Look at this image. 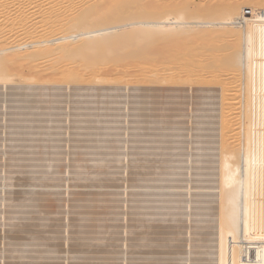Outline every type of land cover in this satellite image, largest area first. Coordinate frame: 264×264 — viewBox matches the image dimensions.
Returning a JSON list of instances; mask_svg holds the SVG:
<instances>
[{"label":"bare ground","instance_id":"1","mask_svg":"<svg viewBox=\"0 0 264 264\" xmlns=\"http://www.w3.org/2000/svg\"><path fill=\"white\" fill-rule=\"evenodd\" d=\"M202 1V0H201ZM207 1V0H206ZM245 1V0H244ZM178 0H0V84H3L4 86L7 85L8 83H11L10 85L12 86V84H14V82H21V83H25L27 85H25V87L27 86H31L34 84H38V85H43L44 84H52L54 85V88H58L61 87L62 85H72V84H88V85H112V87L114 85L115 88H118L117 85L125 86L128 87V89H131L132 86L131 82L129 83V80L125 78V76L129 75L131 77V79H136V80H142V81H149L150 84H153V86L156 87L158 86H164V88L166 87L167 89H170L171 94L172 92L178 89H184V88H189L192 89L194 91H198L195 95H198L200 88H197V85H202L204 84V81L207 80V78L209 77L208 73L215 71L216 69H218V71H220V73L218 72L217 75V71L215 72L216 75L213 77V79L209 78L207 81L208 84L213 83L214 85H217L218 89L213 90L215 92H218L217 90H219L220 92V101H213L216 105L218 104L219 107L217 110L218 111V116L220 117L219 120H216V118L218 117L216 114V118H213L218 122V125L215 126V130L219 132L220 135V141L218 139V144L215 146L211 145V147L213 146V148L216 149V155H218L217 157L219 158V160H217L218 165L213 167L212 164L209 163V165L211 166H207V168H215L216 174H217V181L216 184L214 186H210L209 188H212L217 190V194L215 193L213 196L216 195V198L214 200H216L217 205L216 206V213L215 215H217L215 220V224L213 225V227L216 229V232L214 234H216V242L213 241L214 243V247H212L211 249L216 250V254L213 256H216V261L214 262H209V264H264V0H246V5H242L241 2L239 0H213L212 1H207V2H211L206 3V2H201V5H194L195 7H189L191 5L190 2L188 1H183L181 0V2ZM200 2V0H199ZM34 4V5H33ZM199 4V3H198ZM189 5V6H188ZM158 40H161L159 44H153V45H158L156 47H159L162 44V41H164V43H167L166 45L162 44V48H164L165 46L167 47V49L163 52V51H159L161 50V47L159 48H155L152 50L151 48H149V45H151V43H155ZM144 44V45H143ZM148 45V46H147ZM146 46V47H144ZM141 47L139 50H148V52H151L153 54H155L152 58L147 57L148 59L144 60V58H146L145 56L148 54L150 56V53L146 52V53H142V52H138V50H135L136 48ZM143 48V49H142ZM157 49V50H155ZM144 52V51H143ZM205 53V57H203ZM145 54V55H144ZM224 58V61L222 62L223 59L220 58ZM221 61V62H220ZM165 63V65H164ZM170 64H172L173 66H170ZM215 69V70H214ZM214 74V73H213ZM212 74V75H213ZM206 75V79L204 78ZM19 84V83H18ZM207 84V85H208ZM15 85V84H14ZM51 85V86H52ZM205 85V86H207ZM17 86V85H15ZM49 86V85H47ZM50 86V87H51ZM65 86V87H66ZM74 86V85H73ZM152 86V88H154ZM23 87V86H21ZM31 87H28V89H31ZM37 87V86H36ZM36 87L34 86V88L36 89ZM72 88V86H70ZM68 87V88H70ZM75 87V86H74ZM78 87V85H77ZM203 87V86H201ZM209 87V86H208ZM215 87V86H214ZM33 88V87H32ZM40 88V87H39ZM70 88V89H71ZM111 88V86L109 87ZM114 88V89H115ZM120 88V87H119ZM121 88V89H122ZM165 88V89H166ZM174 90H173V89ZM196 88V90H195ZM205 88V93L208 88ZM44 89V88H43ZM92 89V88H91ZM125 89V88H124ZM166 89V90H167ZM182 89V91H183ZM198 89V90H197ZM202 89V88H201ZM213 89V88H212ZM212 89L210 88L211 92ZM46 90V89H45ZM55 90V89H54ZM80 90V89H79ZM113 89H111L112 91ZM117 90V89H115ZM120 90V89H119ZM118 90V91H119ZM126 90V89H125ZM157 90V89H156ZM163 91V89H160ZM164 90V93H166ZM52 91V90H51ZM56 91V90H55ZM62 91V90H60ZM108 91V90H107ZM117 91V92H118ZM123 91V89H122ZM161 91V92H162ZM168 91V90H167ZM170 91L168 93H170ZM174 91V92H175ZM193 91V92H194ZM203 91V90H202ZM29 92V91H27ZM49 92V91H48ZM53 92V91H52ZM57 92V91H56ZM78 92V91H77ZM110 92V91H109ZM115 92V91H114ZM185 93V91H183ZM210 92V93H211ZM214 92V94H215ZM18 93L15 92L12 93L11 95ZM35 93V92H33ZM116 93V92H115ZM160 93V91H159ZM203 93V92H201ZM209 93V94H210ZM213 93V92H212ZM19 94H20V90H19ZM30 94V93H29ZM56 94V93H55ZM133 94V93H132ZM139 94V93H138ZM180 94V93H178ZM177 93L175 94L176 96L178 95ZM182 94V93H181ZM194 94V93H193ZM208 94V93H207ZM206 94V95H207ZM212 94L214 97L215 95ZM23 95H25L23 93ZM28 95V93H27ZM32 95V93H31ZM36 95V94H35ZM50 95V94H49ZM53 95V94H52ZM51 95V96H52ZM59 95V94H58ZM80 95V94H78ZM83 95V94H82ZM109 95V93H108ZM123 95V94H122ZM121 95V96H122ZM149 95V94H148ZM167 95V94H166ZM184 95V94H182ZM203 95V94H201ZM217 95V94H216ZM19 96L17 94H15V96L13 95V97ZM34 96V95H33ZM55 96V95H54ZM102 96V95H101ZM124 96V95H123ZM122 96V98H123ZM170 96V95H169ZM175 96V98H176ZM179 96V95H178ZM194 96V95H193ZM205 96V95H204ZM204 96H201L203 98H205ZM219 95H217L218 98ZM27 97V96H26ZM25 98H18L17 101L21 102V101H26L29 100L30 98L26 99ZM30 97V95H29ZM35 97V96H34ZM100 97V95H99ZM104 97V96H102ZM109 98L111 97L108 96ZM113 97V95H112ZM132 97V96H131ZM153 97V96H152ZM158 97V96H157ZM156 97V98H157ZM161 97V96H160ZM159 97V99H160ZM163 97V96H162ZM171 97V96H170ZM174 97V96H172ZM185 97V96H184ZM196 97H200V96H196ZM200 97V100H201ZM207 97V96H206ZM209 97L212 98V96L209 95ZM213 97V98H214ZM15 98V99H16ZM56 99H54L52 97V100L54 99L55 101H59L58 100V96H55ZM62 98V97H61ZM94 98V97H93ZM108 98V99H109ZM134 98V97H133ZM194 98V97H193ZM14 99V100H15ZM36 99V97L34 98V100ZM60 99V98H59ZM95 99V98H94ZM102 99V98H101ZM106 99V98H104ZM130 99V98H129ZM155 99V98H154ZM164 99V98H163ZM170 99V98H169ZM174 99V98H173ZM210 99V98H209ZM216 99V98H215ZM11 100V99H10ZM41 100V99H40ZM90 100V99H89ZM92 100V97H91ZM96 100V99H95ZM99 100V98H98ZM118 100V99H117ZM120 100V98H119ZM118 100V101H119ZM168 99H164V101H166V104L168 105L167 102L171 101ZM205 100V99H204ZM207 100V99H206ZM219 100V99H217ZM31 101V100H30ZM39 101V100H38ZM94 101V100H93ZM101 101V100H100ZM104 101V100H103ZM107 101V99H106ZM104 101V102H106ZM116 101V100H115ZM129 101V100H128ZM136 101V100H135ZM163 101V102H164ZM194 101V99H193ZM193 101L190 103H193ZM202 101V100H201ZM211 101V100H208ZM206 101V102H208ZM91 102V101H89ZM174 102V101H173ZM173 102L171 104H173ZM181 102H184V100ZM187 102V101H186ZM196 102V101H195ZM218 102V103H216ZM23 103V102H22ZM20 103V104H22ZM25 103V102H24ZM31 103V102H29ZM36 103V101H35ZM51 103V102H50ZM99 104V102H96ZM108 103V102H107ZM106 103V104H107ZM157 104V102H155ZM160 103V101H159ZM189 103V105H190ZM200 103V102H199ZM212 103V102H208L207 104ZM14 104V103H13ZM12 104V105H13ZM17 104V103H15ZM13 106L16 107L15 111L17 109V111L15 112L14 109L11 106V109L14 111L12 113H16L19 114L18 116L20 117V119H24L28 113L27 110H29L30 108H32L33 106L30 105L31 107H28L26 105H20V106ZM28 104V103H25ZM37 104V103H36ZM86 104V103H85ZM84 104V105H85ZM89 104V103H88ZM87 104V105H88ZM94 104V103H93ZM102 104V102H101ZM99 104V105H101ZM104 104V103H103ZM134 104V103H133ZM175 104V103H174ZM181 104V103H180ZM207 105L205 102L201 103V105ZM213 104V103H212ZM213 104V105H215ZM43 105V104H42ZM41 105V106H42ZM50 105V104H49ZM48 105V106H49ZM54 105V104H53ZM60 105V104H58ZM83 105V108H84ZM89 105L92 106V103H90ZM95 105V104H94ZM105 105V104H104ZM101 105V106H104ZM115 105V103H114ZM119 105V104H118ZM127 105V103H126ZM185 105V104H184ZM196 105V104H195ZM211 105V104H210ZM36 106V105H35ZM34 106V107H35ZM39 106V105H37ZM51 106V105H50ZM49 106V107H50ZM57 106V105H56ZM61 106V105H60ZM86 106V105H85ZM180 106V105H179ZM178 106V107H179ZM193 106V105H192ZM199 106V105H198ZM10 107V105H9ZM70 107V106H69ZM99 107V106H98ZM183 107V106H182ZM202 109L209 110L208 109L209 106H205L207 109H205V107H203V105L201 106ZM214 106L210 107L212 108L211 110H215L213 109ZM47 108V107H46ZM56 108V107H54ZM89 108V107H88ZM170 108V107H169ZM175 107L170 108L171 110L174 109ZM177 108V107H176ZM184 108V107H183ZM187 108V107H186ZM200 107H197V111L199 112ZM7 109V108H6ZM34 109V108H32ZM39 109V108H38ZM44 109V107L42 108ZM53 108H51L50 110H52ZM58 109V108H56ZM61 109V107H60ZM103 109V108H101ZM106 109V108H105ZM179 109V108H178ZM189 109V108H188ZM191 110L193 109V112L195 114L196 109H194L193 107L190 108ZM11 110V111H12ZM31 110V109H30ZM35 110V109H34ZM41 110V108H40ZM49 110V109H48ZM48 110H45V114H47L46 116H44V119L49 117V113ZM91 110V109H90ZM98 110V109H97ZM96 110V111H97ZM104 110V109H103ZM117 110V109H116ZM134 110V109H133ZM203 110V111H204ZM11 111L10 114H11ZM33 111V110H31ZM38 111V110H36ZM43 111V110H41ZM60 111V110H59ZM92 111V110H91ZM99 111V110H98ZM164 111V110H163ZM177 111V110H176ZM183 111V110H182ZM187 111V110H186ZM202 111V110H201ZM200 111V112H201ZM8 112V111H6ZM39 112V111H38ZM57 112V111H56ZM66 112V110H62V113ZM100 112V111H99ZM102 112V111H101ZM141 112V110H140ZM165 112V111H164ZM169 112V111H168ZM208 112V113H209ZM213 112V113H214ZM4 113V112H3ZM33 113V112H32ZM37 112H35L36 115ZM44 113V111H43ZM53 113V112H52ZM67 113V112H66ZM94 113V112H93ZM138 113V112H136ZM158 113V112H157ZM160 113V112H159ZM175 113V112H174ZM208 113L204 112V116ZM15 114V117H16ZM22 114H26L23 117H21ZM31 114V113H30ZM42 114V112H41ZM116 114V113H115ZM140 115V113H138ZM167 114V113H165ZM169 114V113H168ZM170 114H172L170 112ZM190 114V113H189ZM188 114V115H189ZM193 114V113H192ZM191 117L192 118L194 117ZM200 114V113H199ZM197 114V115H199ZM210 114V113H209ZM9 115V114H6ZM14 114H12L13 116ZM32 115V114H31ZM44 115V114H43ZM52 115V114H50ZM60 115V114H59ZM62 115V114H61ZM114 115V114H113ZM124 115V114H123ZM175 116V114H173ZM178 115V114H177ZM202 114H200L199 117H201ZM212 115V114H211ZM11 116V115H9ZM40 116V115H39ZM53 116V115H52ZM57 116V114H56ZM122 117V115H120ZM128 114H125V116H123L124 118H128ZM136 118L138 117L137 115H135ZM156 116V115H155ZM171 116V115H170ZM191 116V115H190ZM15 117H13V120L15 119ZM30 116H28L29 118ZM43 117V116H42ZM112 117V116H110ZM118 117V116H117ZM116 116H114L110 123L107 122L108 124L106 125L107 127H112L111 123L113 124V122H117ZM158 116H156V119H154V122H159L162 121L160 119L157 118ZM163 117V115H162ZM195 120L197 123V117L195 116ZM206 117V116H205ZM208 117V116H207ZM211 117V116H210ZM8 118V117H7ZM7 118L5 117V120H7ZM17 118V117H16ZM27 118V117H26ZM27 118V120H28ZM32 118V117H31ZM29 118V120L31 119ZM106 118V117H105ZM135 118V117H134ZM152 118H155L152 116ZM169 118V117H168ZM171 118V117H170ZM179 118V117H178ZM188 118V117H187ZM1 119V118H0ZM10 119H12L10 117ZM20 119H17L18 122L20 123ZM33 119V118H32ZM41 119L43 120V118L38 117L37 120ZM108 119H110L108 117ZM107 119V121H108ZM139 119V117H138ZM147 119V118H146ZM145 119V120H146ZM149 119V118H148ZM147 119V120H148ZM151 119V118H150ZM163 119V118H162ZM175 119V118H174ZM190 119V117H189ZM206 119V118H205ZM204 119V120H205ZM218 119V118H217ZM15 120V121H17ZM35 121V119H33ZM121 120V118L119 119V121ZM133 120V119H132ZM136 120V119H134ZM133 120V121H134ZM190 120V121H191ZM200 120V119H199ZM210 120V119H209ZM213 120V119H212ZM10 121V120H9ZM32 122V120H30ZM33 121V122H34ZM167 121V119H166ZM25 122V120H24ZM27 122V121H26ZM42 122V121H41ZM90 122V121H89ZM136 123V121H134ZM149 122V121H148ZM192 122V121H191ZM211 122V121H210ZM209 122V123H210ZM7 123V122H6ZM12 123V122H11ZM15 124L17 122H14ZM38 123V121H37ZM40 123V122H39ZM162 123V122H161ZM187 124L190 123L189 120L186 122ZM204 123L200 121V124ZM206 123H208L206 121ZM208 123V124H209ZM215 123V122H214ZM13 124V123H12ZM14 124V125H15ZM21 124V123H20ZM41 124V123H40ZM119 123H116L115 125H117ZM157 124V123H156ZM168 124V123H167ZM195 123H191L190 125L192 126ZM199 124V123H198ZM211 124L213 125V122H211ZM9 128V126L6 124ZM13 125V126H14ZM25 125V123H24ZM144 125V124H143ZM164 125V123H163ZM175 125V124H174ZM185 125V124H184ZM203 125V124H202ZM206 125V124H205ZM212 125L208 126L211 127ZM11 125V128L13 127ZM18 126V125H17ZM27 126V124L25 125ZM29 126V124H28ZM86 123L82 126L79 127H85ZM105 126V124H104ZM114 126V125H113ZM145 126V125H144ZM151 126H153V124H151ZM167 126V125H165ZM178 126V125H176ZM181 126V125H180ZM197 125H195L196 127ZM20 127V125H19ZM18 127V131L14 130V133H20L19 131L23 129V127H21L22 129H20ZM116 128V126H114ZM141 127V125H140ZM143 127V126H142ZM157 127V126H156ZM194 127V125L192 126V128ZM199 127V126H197ZM202 127V126H201ZM199 128L198 130L202 131V129L204 128ZM207 127V125L205 126ZM213 127V126H212ZM211 127V128H212ZM15 128V126H14ZM17 128V127H16ZM33 130L36 132L35 127H32ZM151 131H148V135H154L153 133V129H155V127H151ZM175 129V127H173ZM189 128V126H188ZM191 128V129H192ZM20 129V130H19ZM26 129V128H25ZM112 129V128H111ZM146 129V128H145ZM171 129V128H170ZM13 130V129H12ZM103 130V129H102ZM108 130V129H106ZM157 130V129H156ZM161 130V129H159ZM168 130V129H167ZM173 130V129H172ZM176 130V129H175ZM209 130V129H207ZM206 130V131H207ZM25 132H27L26 130H24ZM39 131V129H38ZM145 131V130H144ZM155 131V130H154ZM163 131V130H162ZM170 131V130H169ZM177 131V130H176ZM179 131V130H178ZM182 131V130H181ZM177 132V133H182V132ZM187 131V129H186ZM194 130L192 129V132ZM197 131V132H199ZM200 131V132H201ZM12 132V131H11ZM32 132V129L31 131ZM29 132V133H30ZM34 132V133H35ZM107 132V131H106ZM172 132V131H171ZM188 132V131H187ZM197 132H194L195 134H197ZM203 132H205L203 130ZM201 132V133H203ZM10 133V132H9ZM28 133V134H29ZM41 134H43L44 136L46 135L43 132H40ZM162 133V132H161ZM168 133L169 132H164ZM173 133V132H172ZM171 133V135H172ZM176 133V132H175ZM207 133V132H205ZM211 133V132H210ZM213 133V132H212ZM215 133V131H214ZM217 133V132H216ZM31 134V133H30ZM40 134V135H41ZM160 134V133H159ZM163 134V133H162ZM163 134V135H164ZM188 134V133H187ZM199 134V133H198ZM37 135H39L37 133ZM152 135V136H153ZM167 135V134H166ZM165 135V136H166ZM169 135V136H171ZM178 135V134H177ZM186 135V134H185ZM184 135V136H185ZM191 135V134H190ZM204 135V134H203ZM215 135V134H214ZM12 136V135H11ZM17 136V135H16ZM22 136V135H20ZM35 136V135H34ZM44 136L41 135V139H44ZM136 136V135H134ZM155 136V135H154ZM162 136V135H160ZM176 136V134H175ZM181 136V135H180ZM179 136V137H180ZM183 136V137H184ZM196 137L195 141L193 140L192 142H194L198 145L196 146H190L189 151L184 155L186 157L181 158V160H188L190 161L194 154V150L198 149V150H202L205 151L202 148L201 144L202 140L201 139V135H191V137ZM216 136V135H215ZM19 137V136H17ZM16 137V138H17ZM24 137V136H23ZM22 137V139H23ZM26 137V136H25ZM28 137V136H27ZM149 137V136H147ZM159 137V136H157ZM168 137V136H166ZM172 137V136H171ZM192 137V138H193ZM207 137V136H206ZM213 137V136H212ZM210 136V138H212ZM11 137L8 138V141H10ZM15 138V137H14ZM12 138V143H10L11 145L13 144V139ZM40 138V137H39ZM60 138V137H59ZM134 138V137H133ZM151 138V137H149ZM156 138V137H155ZM160 138V137H159ZM164 138V136H163ZM170 138V137H169ZM168 138V139H169ZM173 138H174V134H173ZM171 138V139H173ZM181 138V137H180ZM185 138V137H184ZM190 138V139H192ZM205 138V137H204ZM40 139V140H41ZM47 139V138H46ZM82 140L85 141V143L89 142L92 140V135L86 134L83 135V138H81ZM136 139V137H135ZM194 139V138H193ZM206 139V138H205ZM216 140V138H214ZM5 140V139H4ZM19 140V139H18ZM17 140V141H18ZM62 140V139H61ZM122 140V139H121ZM129 140V139H127ZM133 140V139H132ZM138 140V139H137ZM162 140V138H161ZM167 140V138L165 139ZM170 140V139H169ZM168 140V141H169ZM174 142L176 141V139H173ZM182 139H178L177 141H181ZM208 140V139H207ZM211 140V139H210ZM6 141V142H8ZM16 141V142H17ZM21 141V140H20ZM19 141V142H20ZM24 141V140H23ZM148 141V140H147ZM151 141V140H149ZM156 141V142H155ZM153 140L152 144H150V147H156L157 150L159 147L156 146V144H158V142L160 140ZM167 141V142H168ZM184 141V140H183ZM205 141V140H204ZM214 142V140H212ZM5 142V141H4ZM55 142V141H54ZM60 142V140L58 141V143ZM124 142L126 143L127 141L124 140ZM122 142V144L124 143ZM129 142V141H128ZM132 142V141H131ZM136 142V141H135ZM133 142V143H135ZM144 142V141H143ZM146 142V141H145ZM166 142V141H165ZM166 142V143H167ZM172 142V140L170 141ZM173 142V143H174ZM210 142V141H209ZM56 143V142H55ZM137 143V142H136ZM141 143V141H140ZM150 143V142H148ZM148 143H142L141 145L135 144L138 148H146L149 147ZM172 143V144H173ZM176 143V142H175ZM172 145L170 144L168 148H175L178 145ZM182 143V142H181ZM186 143V141H185ZM208 143V141L206 142ZM205 143V145H206ZM212 143V142H211ZM217 143V142H216ZM121 144V141H120ZM159 144L161 145V142H159ZM163 144V143H162ZM169 143H167L168 145ZM189 143H187L188 145ZM191 144V143H190ZM200 144V145H199ZM210 144V143H209ZM14 145V144H13ZM22 145V144H21ZM21 145L19 148H21ZM56 145V144H55ZM181 145V144H180ZM186 145V144H185ZM193 145V144H192ZM204 145V146H205ZM10 146V145H9ZM8 146V148H9ZM163 146V145H162ZM166 146V145H165ZM183 146V145H182ZM207 147H209V145H206ZM121 147V146H120ZM134 147V146H133ZM152 147L150 149H152ZM179 147V146H178ZM187 147V146H186ZM210 147V148H211ZM11 148V147H10ZM9 148V149H10ZM13 148V146H12ZM11 148V149H12ZM213 148L211 149L213 151ZM16 149V148H15ZM58 150V148H56ZM102 149V148H101ZM137 149V148H136ZM147 149V148H146ZM155 149V148H154ZM166 149V148H165ZM187 149V148H185ZM44 150V149H43ZM131 150V149H130ZM134 150V149H133ZM139 150V149H137ZM144 150V149H143ZM161 150V148H160ZM159 150V151H160ZM162 150L163 147H162ZM168 150V149H166ZM173 150V149H171ZM169 150V151H171ZM179 150V149H178ZM208 150V148L206 149ZM17 151V150H16ZM21 151V150H20ZM46 151V150H45ZM135 151V150H134ZM140 151V150H139ZM155 151V150H154ZM157 151V152H159ZM174 151V150H173ZM176 151V150H175ZM181 151V150H180ZM13 152V150H12ZM24 156L23 159H29V157L31 156L32 153L35 152V150L33 148L26 150V151H21ZM59 152V151H57ZM118 152V151H117ZM167 153V151H165ZM196 152V151H195ZM201 152V151H200ZM210 152V150H209ZM47 153V152H46ZM50 153V152H49ZM60 153V152H59ZM160 153V152H159ZM162 153V151H161ZM160 153V154H161ZM208 153V152H207ZM41 154V153H40ZM101 154V153H100ZM126 154L128 153H124V152H120L116 153L115 158L116 160H120L121 158L125 160V156H127ZM180 154V153H179ZM206 154V153H205ZM21 155V154H19ZM136 155V154H135ZM165 155V153H164ZM181 155V154H180ZM200 155H204V154H200ZM215 155V156H216ZM45 156V155H44ZM137 156V155H136ZM158 156V155H157ZM162 156V155H161ZM177 156V154L175 155ZM201 156V157H202ZM206 156V155H205ZM21 157V156H20ZM36 157V156H35ZM49 157V156H48ZM47 157V158H48ZM180 157V156H179ZM200 157V158H201ZM210 157L211 154H210ZM208 157V158H210ZM22 158V157H21ZM118 158V159H117ZM127 158V157H126ZM176 158V157H174ZM204 158V156H203ZM206 158V157H205ZM20 159V158H19ZM163 159V158H161ZM173 159V158H172ZM178 159V156H177ZM176 159V160H177ZM197 159V158H196ZM45 160V159H44ZM123 160V161H124ZM139 160V159H138ZM209 160H212L211 158ZM215 160V159H214ZM212 160V161H214ZM20 161V160H19ZM22 161V160H21ZM33 161V160H32ZM46 161V160H45ZM128 161V160H127ZM175 161V160H174ZM180 161V160H179ZM187 161V162H188ZM200 161V160H199ZM202 161H205V159H203ZM208 160H206L205 162H207ZM211 161V162H212ZM36 162V161H33ZM37 162H40L39 160ZM161 162V160L159 161ZM158 164H161L159 163ZM171 162V160H170ZM177 162V161H176ZM181 162V161H180ZM183 162V161H182ZM186 162V161H185ZM186 162V163H187ZM194 162V161H193ZM197 162V161H196ZM201 162V161H200ZM204 162V163H205ZM23 163V162H22ZM137 163H139L137 161ZM169 163V162H168ZM184 163V162H183ZM183 163H178L183 165ZM199 163V162H197ZM196 163V167L195 168H199V166H197ZM203 163V162H201ZM213 163V162H212ZM11 164V163H10ZM39 164V163H38ZM141 164V163H140ZM146 163H142V165H144ZM190 164V163H189ZM206 164V163H205ZM13 165V164H12ZM11 165V166H12ZM129 165V164H128ZM148 165V164H146ZM177 165V164H176ZM187 165V164H186ZM192 165V163H191ZM199 165V164H198ZM208 165V163H207ZM9 166V164H8ZM151 166V165H150ZM155 166V165H153ZM201 166V165H200ZM204 166V164L202 165ZM7 167V166H6ZM159 167H162L161 165ZM185 168L189 169L188 167L184 166ZM192 167V166H191ZM8 168V167H7ZM129 168V167H128ZM144 168V167H143ZM168 168L172 169L171 171L167 172V177L169 176V178L175 174H179L178 176V181L181 180L182 182V176L184 175L181 174L182 171H178L181 170L180 166H175L174 164L170 163V165H168ZM193 168V167H192ZM193 168V169H195ZM207 168H199V169H206ZM83 169V168H82ZM98 169V168H97ZM138 169V168H136ZM147 169V168H146ZM178 169V170H177ZM183 169V168H182ZM208 169V170H209ZM10 172H12V168H9ZM100 170V169H99ZM145 170V169H143ZM150 170V169H148ZM185 170V169H184ZM183 170V171H184ZM198 170V169H197ZM3 171V169H2ZM8 171V170H5ZM129 171V170H127ZM131 171V170H130ZM141 171V170H140ZM157 171V170H155ZM159 171H161L159 169ZM187 171V170H186ZM196 171V170H195ZM215 171V170H214ZM185 172V171H184ZM192 172V169H191ZM197 172V171H196ZM203 172V171H202ZM208 172V171H207ZM211 171H209L207 174L210 175ZM7 173V172H6ZM5 173V174H6ZM133 173V172H132ZM141 173V172H140ZM186 173V172H185ZM195 173V172H194ZM199 173V172H198ZM206 173V172H205ZM101 174V173H100ZM154 174V173H153ZM160 174V173H159ZM158 174V175H159ZM181 174V175H180ZM191 174V173H190ZM193 174V173H192ZM78 175V174H77ZM138 175V174H137ZM144 175H146L144 173ZM157 175V176H158ZM201 175V174H200ZM143 176V175H141ZM148 176V175H147ZM154 176V175H153ZM152 176V177H153ZM172 176V177H173ZM177 176V175H176ZM198 176V175H197ZM202 176V175H201ZM204 176V175H203ZM202 176V177H203ZM207 176V175H205ZM213 176V175H211ZM81 177V176H80ZM91 177V176H90ZM116 177V176H115ZM139 177V175H138ZM146 177V176H144ZM164 178V176L161 178L157 177L155 179H153L152 183H146L147 185L145 186H139V185H133V188L136 187H145V189H164L165 188L168 190L167 193L163 192L161 196H164V194L166 195H170L173 196V189L176 187L174 185H169L166 187L159 186L158 185V181L160 180V182L163 183V181H161V179L163 178L164 180L167 179ZM171 177V178H172ZM215 176H213L214 178ZM49 178V177H48ZM151 178V177H150ZM168 180H170V182H172L171 180L177 179V177L175 178H170ZM128 179V178H127ZM142 179V177H141ZM202 179V178H200ZM200 179H197V182H199ZM205 179V177L203 178ZM202 179V180H203ZM210 179V178H209ZM138 180V179H137ZM146 180V178H145ZM167 180V181H168ZM191 180V179H190ZM193 181L195 179H192ZM212 180V179H211ZM214 180V179H213ZM212 180V181H213ZM136 181V178L135 180ZM140 181V180H139ZM150 181V180H149ZM175 181V180H174ZM174 181L172 183H174ZM196 181V180H195ZM204 181V180H203ZM202 181V182H203ZM209 181V180H208ZM25 182V181H24ZM50 182V181H49ZM69 182V181H68ZM108 182V181H107ZM113 182V181H112ZM117 182V181H116ZM138 182V181H136ZM142 182V181H141ZM146 182V181H145ZM166 182V181H165ZM164 182V184H165ZM169 182V183H170ZM201 182V183H202ZM206 182V181H205ZM210 182V181H209ZM208 182V183H209ZM16 183V182H15ZM23 183V182H22ZM110 183V182H109ZM135 183V182H134ZM140 183V182H139ZM144 183V182H143ZM176 184L178 183L177 180L175 182ZM193 182L191 181V184ZM195 183V182H194ZM200 183V182H199ZM213 183V182H212ZM7 184V183H6ZM33 184V185H32ZM46 186L47 184L44 182H39V183H34V182H29V185L32 186ZM105 184V186L110 187V186H114L113 184H108V183H103V185ZM131 184V183H130ZM167 184V183H166ZM171 184V183H170ZM175 184V185H176ZM180 184V181H179ZM186 186L185 188L188 190L187 192H190L192 190V186H189L188 183H185ZM188 184V185H187ZM204 185H206L203 182ZM214 184V183H213ZM5 185V184H4ZM26 185V183H25ZM143 185V184H142ZM182 185V184H181ZM198 185V184H197ZM202 185V184H201ZM212 185V184H211ZM2 187L3 184L1 185ZM15 186V185H14ZM77 186V185H75ZM104 186V187H105ZM124 186V193L129 194L128 193V188H129V184L127 182V185H123ZM200 186V185H198ZM197 186V187H198ZM27 187V186H26ZM61 187V185H60ZM69 187V185H68ZM102 187V184H101ZM205 187V186H204ZM34 188V187H33ZM44 188V187H43ZM54 188V187H53ZM57 188V187H56ZM112 188V187H111ZM122 188V187H121ZM177 188V187H176ZM200 188V187H199ZM58 189V188H57ZM184 189V188H183ZM185 189V190H186ZM194 189V188H193ZM197 189V188H195ZM38 190V189H37ZM111 190V189H110ZM136 190V189H135ZM140 190V189H139ZM181 190V189H180ZM203 190V188H202ZM214 190V191H215ZM14 191V190H13ZM22 191V190H21ZM26 191V190H25ZM148 191V190H147ZM176 191V190H175ZM211 191V189H210ZM88 192V191H87ZM145 192V190H144ZM151 192V191H150ZM148 192V194L150 193ZM158 191H156L155 194H157ZM178 192V191H176ZM197 192V190H196ZM202 192V191H201ZM19 193V191H18ZM34 193V192H33ZM71 193V192H69ZM147 193V192H146ZM186 193V192H185ZM192 192V196H193ZM200 193V192H199ZM197 193V194H199ZM210 193V192H208ZM22 194V192H21ZM75 194V193H74ZM132 194V193H131ZM134 194V193H133ZM153 194V193H152ZM150 194V195H152ZM154 194V196H156ZM159 194V193H158ZM161 194V193H160ZM196 194V193H195ZM196 194V195H197ZM202 194V193H201ZM207 194V193H206ZM211 194H213L211 192ZM41 195V194H39ZM137 195V194H135ZM134 195V196H135ZM141 195V194H140ZM139 195V197H140ZM184 195V194H183ZM187 195V194H186ZM190 195V194H189ZM204 195V193H203ZM24 196V195H23ZM43 196V195H42ZM51 196V195H50ZM77 196V195H76ZM128 196V195H127ZM145 196V194L143 195ZM148 196V195H147ZM146 196V198H148ZM160 196V197H161ZM195 196V195H194ZM198 196V195H197ZM209 196V195H207ZM38 197V196H37ZM78 197V196H77ZM150 197V196H149ZM152 197V196H151ZM150 197V198H151ZM180 197V195L178 196ZM185 198H187L186 196H184ZM199 197V196H198ZM210 197V198H212ZM53 198V197H52ZM50 198V201L52 203V200L54 201V198L52 199ZM56 198V197H55ZM144 198V197H143ZM153 198V197H152ZM158 198V197H155ZM162 198V197H161ZM177 198V197H176ZM190 198V196H189ZM193 198V197H192ZM201 198V197H200ZM24 199V198H22ZM86 199V198H85ZM140 199V198H139ZM145 199V198H144ZM165 198H162V200ZM170 199V198H169ZM179 199V198H177ZM183 199V198H182ZM209 199V198H207ZM2 200V199H1ZM69 200V199H68ZM73 200V199H72ZM157 200V199H156ZM161 200V201H162ZM168 200V199H167ZM189 200V199H188ZM186 200H180L179 202L185 203L186 205V209L187 207H191V206H195L193 204H191V200L188 201ZM193 200V199H192ZM201 200V199H200ZM206 200V199H205ZM213 200V199H212ZM211 200V201H212ZM28 201V200H27ZM50 201H46V202H50ZM141 200H138V202ZM150 201H152L150 199ZM154 201V200H153ZM164 201V200H163ZM168 201H172L173 200H168ZM176 201V200H175ZM209 201V200H208ZM128 202V200H127ZM141 202H144L141 201ZM148 202V201H147ZM158 202V201H157ZM160 202V201H159ZM197 202V200H196ZM202 202V201H201ZM210 202V201H209ZM17 203V202H16ZM20 203V202H19ZM35 203V201H34ZM32 203V204H34ZM46 204L47 208L49 209L47 212H55L56 211V207L54 204ZM54 203V202H53ZM65 203V202H64ZM129 203V202H128ZM149 203V202H148ZM155 203V202H154ZM164 203V202H163ZM174 203V202H173ZM204 203V202H202ZM18 204V203H17ZM30 204V203H29ZM37 204V203H36ZM40 204V203H39ZM43 204V203H42ZM41 204V205H42ZM141 204V203H140ZM152 203H150L149 205H151ZM157 204V203H156ZM165 204V203H164ZM167 204V203H166ZM177 204V201L176 203ZM180 204V203H179ZM205 204V203H204ZM212 205V203H209ZM35 205V204H34ZM68 205V204H67ZM64 205V206H67ZM144 205V204H142ZM141 205V207H142ZM147 205V204H145ZM144 205V207H145ZM155 205V204H154ZM152 204V206H154ZM168 205V204H167ZM184 204L182 205H170V206H166L167 208H169L168 210H166L169 214H172V216L175 214L174 211L175 208L177 207H184ZM197 205V204H196ZM208 205V204H207ZM9 206V205H8ZM25 204H19L18 207H14V210H23L22 208H24ZM37 206V205H36ZM69 206V205H68ZM123 206V205H122ZM125 206V205H124ZM123 206V207H124ZM126 206H130V205H126ZM200 205H198L199 207ZM205 206V205H203ZM202 206V207H203ZM27 207V206H25ZM144 207H142V209H144ZM156 206H154L155 208ZM164 206H159V208L163 209ZM165 207V208H166ZM197 207V206H196ZM211 207V206H210ZM28 208V207H27ZM44 208V207H43ZM108 208V207H107ZM150 208V207H149ZM145 211H147L148 209ZM153 208V207H151ZM157 208V207H156ZM155 208V209H156ZM157 208V209H159ZM195 208V207H194ZM194 208H191L192 210ZM201 208V207H200ZM205 208V207H204ZM26 209V208H25ZM127 211L130 208H126ZM135 209V207L133 208ZM154 209V210H155ZM178 209V208H177ZM185 209V208H183ZM185 209V210H186ZM189 209V210H191ZM198 209V208H197ZM207 212H208V208ZM205 209V212H206ZM213 210V207L211 208ZM27 210V209H26ZM28 210H30L28 208ZM35 209H31L30 212L33 213V211ZM58 210V209H57ZM97 210V209H96ZM104 210V209H103ZM107 210V209H106ZM151 210V209H150ZM152 210V211H154ZM191 210V212L193 213V211ZM195 210V209H194ZM199 210V209H198ZM45 211V210H42ZM41 211V212H42ZM144 211V210H143ZM149 211V210H148ZM147 211V213H148ZM157 211L155 214H157L159 211ZM154 211V212H155ZM178 212H181L177 210ZM202 211V210H200ZM199 211V212H200ZM5 212V211H3ZM10 212V211H9ZM29 212V213H30ZM36 212H38L36 210ZM69 212V210H68ZM67 212V213H68ZM118 212V211H117ZM129 212V211H128ZM140 212V211H138ZM161 212V210H160ZM176 212V214L178 213ZM186 212L188 213V210L185 211L183 214H186ZM190 212V211H189ZM204 212V213H205ZM22 213V212H21ZM35 213V212H34ZM39 213V212H38ZM46 213V211H45ZM96 213H105V212H96ZM127 213V212H126ZM142 213V211H141ZM201 213V212H200ZM210 213V212H209ZM69 214V213H68ZM91 214V213H90ZM114 214V213H113ZM119 214V213H118ZM136 214V213H135ZM146 214V213H145ZM151 214V213H148ZM147 214V215H148ZM167 214V213H166ZM165 214V215H166ZM196 214V213H195ZM193 214V215H195ZM18 215V213H17ZM36 215V214H35ZM41 215V214H40ZM46 215V214H44ZM42 215V216H44ZM54 215V214H53ZM79 215V214H78ZM95 215V214H94ZM124 215V214H123ZM128 215L131 217V215L129 213H127V217ZM153 215V214H151ZM164 215V216H165ZM199 215V214H198ZM202 215V214H200ZM212 214L207 215L211 217ZM80 216V215H79ZM101 216V215H99ZM105 216V215H104ZM110 216V215H109ZM115 216V214H114ZM120 216V215H118ZM117 216V217H118ZM141 216V215H140ZM155 216V215H154ZM159 216V215H158ZM161 220L162 218H164L163 215H161ZM169 217V215H167ZM166 216V217H167ZM178 216V214H177ZM177 216L174 218V216L172 217V219L177 220ZM203 216V215H202ZM4 217V216H3ZM2 217V218H3ZM17 217V216H16ZM35 217V216H33ZM32 217V218H33ZM41 217V216H40ZM55 217V216H54ZM63 217V216H62ZM67 217H69V215H67ZM71 217V215H70ZM73 217V216H72ZM94 217H97L96 215ZM126 217V221L129 219H127ZM144 217V216H142ZM147 217V216H145ZM160 217V216H159ZM167 217V218H168ZM171 217V216H170ZM180 217V215H179ZM178 217V220L180 219ZM200 216H197L195 218H198ZM206 217V216H205ZM214 217V216H213ZM12 216H11V220H12ZM38 218V217H36ZM50 218V216H49ZM88 218H91V216ZM115 218V217H113ZM120 218V217H119ZM139 218V217H138ZM149 218V217H148ZM153 218V217H152ZM157 218V217H156ZM156 218L154 220H156ZM183 218V217H182ZM181 218V220H182ZM188 218V216H187ZM186 218V221L188 220ZM192 218V217H190ZM203 218V217H202ZM208 218V217H206ZM10 219V218H9ZM18 221V218H16ZM51 219V218H50ZM69 219V218H67ZM73 219V218H72ZM95 219V218H93ZM98 219H101L98 218ZM110 219V218H109ZM118 219V218H117ZM166 218H164L163 220H165ZM185 219V218H184ZM193 219V218H192ZM200 219V218H199ZM204 219V218H203ZM19 219V222H21ZM38 220V219H37ZM42 220V219H40ZM54 220V219H53ZM51 220V221H53ZM56 220V219H55ZM54 220V222H55ZM103 220V219H102ZM142 220V219H141ZM144 220V219H143ZM149 220V219H148ZM154 220H150L153 221L154 223H156ZM160 220V219H159ZM180 220V221H181ZM197 220V219H196ZM205 220V219H204ZM14 221V220H13ZM28 221H31V219H29ZM36 221V220H35ZM35 221H33L35 223ZM39 221V220H38ZM44 221V220H43ZM49 221V220H47ZM59 221V220H58ZM80 221V220H79ZM96 221V222H95ZM95 223H97V221L95 219ZM166 221V220H165ZM168 221V220H167ZM173 221V220H172ZM180 221L178 223H180ZM190 221V220H189ZM201 221V220H200ZM16 222V220H15ZM46 222V221H45ZM67 222V221H66ZM82 222L86 223L84 220H82ZM89 222V221H88ZM87 222V223H88ZM105 222V221H103ZM125 222V221H124ZM129 223V221H127ZM126 222V223H127ZM139 222V221H137ZM136 222V223H137ZM145 222V220H144ZM143 222V223H144ZM162 222V221H161ZM169 222V221H168ZM167 222V223H168ZM174 222V221H173ZM183 223V221H181ZM191 222V221H190ZM194 222V219H193ZM26 223V222H24ZM30 223V222H29ZM47 223V222H46ZM69 223V222H67ZM90 223V222H89ZM102 223V222H101ZM127 223V224H128ZM131 223V222H130ZM165 223V222H163ZM199 223V222H198ZM204 223V222H203ZM208 223V221H207ZM210 223V222H209ZM208 223V224H209ZM12 224V223H10ZM31 224V223H30ZM40 224V222H39ZM54 224V223H53ZM52 224V225H53ZM104 224V223H103ZM124 224V223H123ZM126 224V226H124V228L126 230H128V225ZM141 224V223H140ZM145 224V223H144ZM153 224V223H152ZM169 224H171L169 222ZM177 224V223H175ZM197 224V223H196ZM200 224V223H199ZM206 224V223H204ZM13 225V224H12ZM12 225H8L9 227H14ZM26 225V224H25ZM33 225V223H32ZM37 225V224H36ZM68 225V224H67ZM78 225V224H77ZM89 225V224H88ZM106 225V224H105ZM108 225V223H107ZM125 225V224H124ZM154 225V224H153ZM157 225V223H156ZM165 225V224H164ZM172 225V224H171ZM188 225V224H187ZM192 227L194 224H191ZM201 225H203L201 223ZM199 227H202V226ZM212 225V224H211ZM209 225V226H211ZM35 226V225H34ZM117 226V225H116ZM139 226V225H138ZM148 226V225H146ZM152 227V225H150ZM205 226V225H204ZM203 226V227H204ZM208 226V225H207ZM6 227V226H4ZM8 227V228H9ZM27 227V226H26ZM33 227V226H32ZM40 227V225H39ZM55 227V226H54ZM53 227V229H54ZM68 227V226H67ZM85 227V226H84ZM84 227H81L84 228ZM106 227V226H105ZM135 227V226H134ZM142 227V226H141ZM157 227V226H156ZM167 227V226H166ZM176 227V226H175ZM190 227V226H189ZM16 228V227H15ZM21 228V227H20ZM23 228V226H22ZM35 228V227H34ZM33 228V229H34ZM58 228V227H57ZM65 228V227H64ZM80 228V227H79ZM88 228V227H86ZM85 228V229H86ZM94 228V227H92ZM99 228V227H97ZM96 228V229H97ZM104 228V226H103ZM148 228V227H147ZM180 228V227H178ZM184 228V227H182ZM197 228V227H196ZM207 228V227H206ZM212 228V227H211ZM7 229V228H6ZM19 229V227H18ZM42 229V228H41ZM91 229V228H90ZM107 229V227H106ZM112 229V228H110ZM116 229V228H115ZM140 229V228H139ZM160 229V228H159ZM168 229V228H167ZM181 229V228H180ZM185 229V228H184ZM199 229V228H198ZM203 229V228H202ZM214 229V230H215ZM5 230V228H4ZM25 230V228H24ZM30 230V229H28ZM44 230V229H43ZM51 231V229H49ZM66 230V229H65ZM69 230V229H68ZM76 230L77 227H76ZM89 230V229H88ZM93 230V229H92ZM105 230V228H104ZM124 230V229H123ZM125 230V231H126ZM132 230V229H131ZM152 230V229H151ZM164 230V229H163ZM188 230V229H187ZM191 230V227H190ZM189 230V231H190ZM201 230V229H199ZM204 230V229H203ZM206 230V229H205ZM211 230V229H210ZM2 231V230H1ZM9 231V230H7ZM21 232V229L18 230ZM34 231V230H33ZM45 231V230H44ZM67 231V230H66ZM87 231V230H85ZM91 231V230H90ZM100 231V230H99ZM106 231V230H105ZM135 231V230H134ZM154 231V230H153ZM156 231V230H155ZM158 231V230H157ZM156 231V233H158ZM167 231V230H166ZM171 231V230H170ZM173 231V230H172ZM175 231V230H174ZM173 231V232H174ZM183 231V230H182ZM4 232V231H3ZM29 232V231H27ZM40 232V230H39ZM47 232V230L45 231ZM49 232V231H48ZM60 232V231H59ZM65 232V231H64ZM83 232V231H82ZM89 232V231H88ZM97 232V231H96ZM124 232V231H123ZM138 232H140L138 230ZM143 232V231H142ZM169 232V231H168ZM205 232V231H202ZM32 233V232H31ZM50 233V232H49ZM87 233V232H86ZM93 233V231H92ZM101 233V232H99ZM154 233V232H153ZM206 233V232H205ZM12 234V232H11ZM17 234V233H16ZM39 234V233H38ZM42 234V233H40ZM45 234V233H44ZM51 234V233H50ZM54 234V233H52ZM69 234V233H67ZM74 234V233H73ZM78 234V233H77ZM90 234V233H89ZM127 234V233H126ZM134 234H137L136 232ZM160 234V233H159ZM162 234V233H161ZM191 234V233H190ZM199 234V233H198ZM204 234V233H203ZM212 231H211V235H212ZM1 235V234H0ZM31 235V234H29ZM33 235V234H32ZM65 235V233H64ZM83 235V233H82ZM91 235V234H90ZM93 235V234H92ZM96 235V234H95ZM99 235V234H98ZM104 235V234H103ZM111 235V234H109ZM130 235V234H129ZM140 235V234H138ZM155 235V234H154ZM158 235V234H157ZM168 235V234H167ZM205 235V234H204ZM203 235V236H204ZM4 236V235H3ZM9 236V235H8ZM37 236V235H36ZM40 236V235H39ZM68 236V235H67ZM72 236V235H70ZM77 236V235H76ZM75 236V237H76ZM102 236V235H101ZM161 236V235H159ZM166 238V235H164ZM171 236V235H170ZM191 237V235H189ZM199 235L195 236L196 238ZM206 236V235H205ZM209 236V235H208ZM10 237H14V236H9ZM26 237V236H25ZM31 237V236H30ZM44 237V236H43ZM74 237V236H72ZM84 237V236H83ZM127 237V236H126ZM129 237V236H128ZM139 237V236H138ZM143 237V236H142ZM147 237V236H146ZM178 237V236H177ZM207 237V236H206ZM211 237V236H210ZM6 238V239H8ZM29 238V237H28ZM34 237H32L33 239ZM47 238V237H46ZM51 238V237H50ZM66 238V236H65ZM81 238V237H80ZM107 238V237H106ZM145 238V237H143ZM184 238V237H183ZM200 238V237H199ZM213 238V237H212ZM2 239V238H1ZM15 239V238H14ZM30 239V238H29ZM37 239V238H36ZM45 239V237H44ZM74 239V238H73ZM85 239V238H84ZM91 239V238H90ZM98 239V238H97ZM109 239V238H108ZM124 239V238H123ZM139 239V238H138ZM153 239V238H152ZM191 239V238H190ZM43 240V239H42ZM75 240V239H74ZM78 240V239H77ZM135 240V239H134ZM133 240V241H134ZM155 240V239H154ZM160 240V239H159ZM182 240V239H181ZM199 240V244L201 243L200 240L201 239H197ZM196 240V241H197ZM208 239H206L207 241ZM26 241V240H25ZM22 239H19L16 241L15 239V244L17 245H22L26 244V242H28V240L25 242ZM36 241V240H35ZM49 241V240H47ZM46 241V242H47ZM67 241V240H65ZM79 241V240H78ZM89 241V240H88ZM99 241V240H98ZM107 241V240H106ZM113 242H115V240H112ZM139 241V240H138ZM162 241V240H161ZM160 241V243H162ZM173 241V240H172ZM183 241V240H182ZM191 241H194L191 239ZM4 242V241H3ZM2 242V243H3ZM12 242V241H11ZM37 242V241H36ZM45 242V241H44ZM43 242V243H44ZM57 242V241H56ZM72 242V241H71ZM91 242V241H90ZM105 242V241H104ZM111 242V241H110ZM125 242V241H124ZM135 242V241H134ZM145 242V241H144ZM150 242V241H149ZM154 242V241H153ZM156 242V241H155ZM157 242H159L157 240ZM156 242V243H157ZM174 242V241H173ZM195 242V241H194ZM205 242V241H203ZM208 242H210L208 240ZM32 243V242H31ZM65 243V242H63ZM67 243V242H66ZM80 243V242H77ZM83 243V242H82ZM108 243V242H107ZM112 243V242H111ZM127 243V242H126ZM125 243V244H126ZM137 243V242H135ZM142 243V242H141ZM152 243V242H151ZM150 243V244H151ZM166 243V242H165ZM163 243V245L165 244ZM172 243V242H171ZM182 243V242H181ZM187 243V242H185ZM184 243V244H185ZM196 243V242H195ZM197 243V244H198ZM211 243V242H210ZM216 243V244H215ZM1 244V243H0ZM28 244V243H27ZM30 244V243H29ZM33 244V243H32ZM38 244V243H36ZM69 244V243H68ZM129 244V243H127ZM154 244V243H152ZM174 244V243H173ZM11 245V244H10ZM15 245V246H17ZM48 245V244H46ZM50 245V244H49ZM55 245V244H54ZM78 245V244H77ZM89 245V244H87ZM95 245V244H94ZM100 244H97L96 246H98ZM114 246H116L115 244H113ZM119 245V244H118ZM138 245V244H137ZM158 245V244H156ZM161 245V244H160ZM170 245V244H168ZM167 245V246H168ZM172 245V244H171ZM170 245V246H171ZM188 245V244H187ZM212 245V243H211ZM4 246V245H3ZM2 246V247H3ZM13 246V245H12ZM26 246V245H25ZM37 246V245H35ZM51 246V245H50ZM86 246V245H85ZM93 246V243L91 244V247ZM105 246V245H104ZM107 246V245H106ZM109 246V245H108ZM125 246V245H124ZM130 246V245H129ZM144 246V245H143ZM154 246V245H153ZM165 246V245H164ZM166 246V247H167ZM174 246V245H173ZM172 246V248H173ZM200 246H202L200 244ZM198 246V247H200ZM1 247V248H2ZM14 247V246H13ZM28 246H26L25 248H27ZM33 247V246H31ZM29 247V248H31ZM42 247V246H41ZM68 247V246H67ZM88 247V246H86ZM100 247H102V245H100ZM111 247V245H110ZM127 247V246H126ZM138 247V246H136ZM141 247V246H140ZM147 247V246H146ZM152 247V246H151ZM176 247V246H174ZM190 249L191 246L189 245ZM206 247V246H205ZM208 247V246H207ZM10 248V247H9ZM47 248V247H46ZM55 248V247H54ZM64 249V247H62ZM90 248V247H89ZM94 248V247H93ZM96 248V247H95ZM113 248V247H112ZM111 248V249H112ZM120 248V247H119ZM130 248V247H129ZM156 248V246H155ZM163 248V247H162ZM165 248V247H164ZM163 248V249H164ZM171 248V247H170ZM182 248V247H181ZM187 248V247H186ZM197 248V247H196ZM195 248V249H196ZM7 249V248H5ZM13 249V248H12ZM18 249V246H17ZM16 249V250H17ZM22 249V248H21ZM34 249V248H33ZM38 249V248H37ZM45 249V248H44ZM49 250V248H47ZM51 249V248H50ZM57 249V247H56ZM69 249V247H68ZM80 249V248H79ZM88 248H84L83 252L85 250H87ZM99 249V248H98ZM109 248H107L106 250L108 251ZM115 249V248H113ZM122 249V248H121ZM119 249V250H121ZM147 249V248H144ZM143 249V250H144ZM151 248V252H152ZM160 249V247H159ZM168 249V248H165ZM175 249V248H174ZM198 249V248H197ZM202 249V247H201ZM205 249V248H204ZM209 249V248H207ZM210 249V250H211ZM1 250V249H0ZM4 250V249H3ZM28 250V249H26ZM59 250V249H58ZM65 250V249H64ZM63 250V251H64ZM96 250V249H95ZM117 250V249H116ZM136 249H134L135 251ZM141 248V252L143 251ZM149 251V249H147ZM161 250V249H160ZM171 250V249H170ZM187 250V249H186ZM213 250V251H214ZM8 251V250H7ZM6 251V253H7ZM22 251V250H21ZM37 251V250H36ZM45 251V250H44ZM56 251V250H55ZM53 251V252H55ZM62 251V249H61ZM60 251V252H61ZM69 252L74 250H68ZM89 251V249H88ZM86 251V252H88ZM93 251V250H92ZM118 251V250H117ZM164 251V250H163ZM167 251V250H166ZM169 251V250H168ZM179 251V250H178ZM205 251V250H204ZM209 250H207L208 252ZM212 251V252H213ZM5 252V251H4ZM3 252V253H4ZM39 252V251H38ZM50 252V251H49ZM59 252V251H58ZM65 252V251H64ZM63 252V253H64ZM82 252L81 250L78 251ZM86 252H84L86 254ZM96 252V251H93ZM106 252V251H105ZM110 252V251H109ZM120 252V251H119ZM171 252V251H170ZM177 252V251H175ZM23 253V252H22ZM36 253V252H35ZM34 253V254H35ZM43 252L40 253V255ZM57 253V252H56ZM62 253V252H61ZM104 253V252H103ZM108 255L109 253L106 252ZM111 253V252H110ZM117 253V252H116ZM121 253V252H120ZM119 253V254H120ZM123 253V252H122ZM173 253V252H172ZM178 253V252H177ZM180 253V252H179ZM188 253V252H187ZM191 253V252H190ZM192 253H199V252H192ZM202 253V252H200ZM206 253V252H203ZM215 253V252H214ZM214 253H211L214 254ZM38 254V253H37ZM36 254V255H37ZM45 256V253H43ZM42 254V256H43ZM47 254V253H46ZM60 254V253H59ZM65 254V253H64ZM75 254V253H74ZM77 254V253H76ZM88 254V253H87ZM93 254V253H91ZM95 254V253H94ZM97 254V253H96ZM112 254V253H111ZM110 254V255H111ZM114 254H115V250H114ZM118 254V253H117ZM127 254V253H126ZM184 254V253H183ZM207 254H210L207 253ZM101 255V254H99ZM109 255V256H110ZM116 255V254H115ZM121 255V254H120ZM124 255V254H123ZM135 255V254H134ZM141 255V253H140ZM146 255V253H145ZM152 255V254H151ZM163 255H166L163 254ZM162 255V256H163ZM168 255V254H167ZM178 255V254H177ZM177 255H173L176 256L177 260H178V256ZM188 255V254H187ZM186 255V256H187ZM13 256V255H11ZM21 256V255H20ZM44 256L42 258H44ZM47 256V255H46ZM59 256V255H58ZM57 256V257H58ZM95 256V255H94ZM105 256V254H104ZM107 256V255H106ZM112 256V255H111ZM128 256V255H127ZM155 256H158L157 254ZM161 256V254H160ZM160 257L161 260L163 257ZM169 256H171L169 254ZM172 256V257H173ZM208 256V255H207ZM206 256V258H207ZM210 256V257H213ZM1 257V256H0ZM17 257V256H15ZM34 257V256H33ZM32 257V258H33ZM56 256H53V258ZM154 257V256H153ZM188 257V256H187ZM186 257V258H187ZM193 257V256H192ZM14 258V257H13ZM12 258V259H13ZM18 258V257H17ZM16 258V259H17ZM24 258V257H23ZM41 258V259H42ZM49 258V257H48ZM63 258V257H62ZM104 258V257H102ZM124 258V257H123ZM158 258V257H157ZM167 257H165L166 259ZM176 258H174L173 262L174 264L176 263L175 261ZM191 258V257H190ZM214 258V257H213ZM212 258V259H213ZM37 259V258H36ZM57 259V258H56ZM96 259V258H94ZM101 259V257H100ZM98 259V260H100ZM110 259V258H109ZM122 259V258H121ZM129 258H127L128 260ZM135 259V258H134ZM159 259V258H158ZM164 259V258H163ZM171 261L172 259L169 258ZM182 259V258H180ZM185 259V258H184ZM188 259V258H187ZM192 259V258H191ZM204 259V258H203ZM209 259V257L207 258ZM204 259V260H207ZM18 260V259H17ZM23 259L21 258V261H16V262H0V264H58L59 261H57V263H55L56 261L54 260V263H49L47 262V259L44 261H39L38 262H24L22 261ZM30 260V259H29ZM65 260V259H64ZM84 260V259H83ZM93 260V258H92ZM104 260V259H103ZM113 259H111V261H104V262H99L96 260L97 263H86V262H82V263H78V262H73L71 260L72 263L68 262L69 260H67L66 264H118L120 260H118V263L115 261H112ZM132 260V259H131ZM147 260V259H146ZM157 260V259H156ZM160 260V259H159ZM167 260V259H166ZM211 260V259H210ZM209 260V261H210ZM15 261V260H14ZM37 261V260H36ZM123 261V259H122ZM121 261V262H122ZM134 261V260H133ZM141 261V260H140ZM143 261V260H142ZM145 261V260H144ZM149 261V260H148ZM154 261V260H153ZM163 261V260H162ZM165 261V260H164ZM168 261V260H167ZM170 261V264L173 263ZM180 261V260H179ZM177 261V262H179ZM182 262L179 263H183L184 260H181ZM196 261V260H194ZM208 261V260H207ZM212 261V260H211ZM93 262V261H91ZM99 262V263H98ZM126 262V261H125ZM136 262V261H135ZM159 262V261H158ZM158 262L155 263H142V262H138V263H125V264H159ZM166 262V261H165ZM199 262V261H198ZM203 262V260H202ZM202 262H200L202 264ZM206 262V261H205ZM65 263V262H64ZM123 263V262H122ZM163 264V262H161ZM160 263V264H161ZM177 263V264H179ZM188 263V262H187ZM191 263V262H189ZM188 263V264H189ZM198 263V264H200ZM169 264V261H168ZM185 264V261H184ZM195 264V262H194ZM203 264H206L203 262ZM208 264V263H207Z\"/></svg>","mask_w":264,"mask_h":264},{"label":"rangeland","instance_id":"2","mask_svg":"<svg viewBox=\"0 0 264 264\" xmlns=\"http://www.w3.org/2000/svg\"><path fill=\"white\" fill-rule=\"evenodd\" d=\"M88 1V0H87ZM178 1H180L181 2V0H178ZM183 1H188V2H190L191 3V5L189 6L190 8L192 7H195L194 5H201V2H202V4H203V2H206V3H211V2H207V1H212V3H213V0H200V2H199V0H182V2ZM216 1V0H215ZM235 1V0H234ZM237 1V0H236ZM240 2H241V4L242 5H246V0L244 1V0H239ZM179 2V3H180ZM199 3V4H198ZM34 5V4H33ZM160 41L161 40H158L157 42H155V43H151V45H149V48H151L152 50L154 49V47L153 46H155V48H158V50H159V48L161 47V50H159L160 52L161 51H165L166 49H167V47L165 46L164 48H162L163 46H164V44L166 45L167 43H169V42H167V43H164V41L165 40H163L162 41V44H163V46H162V44L159 46V47H156V46H158V45H153V44H159L160 43ZM159 42V43H158ZM144 45V44H143ZM168 45V44H167ZM148 46V45H147ZM144 47H146V46H144ZM141 47H138V48H136L135 50H138V52H142V53H146V52H148V50L146 51V50H142V51H140L141 49H140ZM140 49V50H139ZM143 49V48H142ZM150 49V50H151ZM149 50V51H150ZM151 50V51H152ZM155 50H157V49H155ZM144 51V52H143ZM146 51V52H145ZM163 51V52H164ZM148 53H150V56L147 54L145 57L146 58H144V60H146V59H148L147 57H150V58H152L155 54H153V55H151L152 53L151 52H148ZM145 55V54H144ZM204 56L203 57H205V53L203 54ZM220 59H223L222 60V62L224 61V58H220ZM221 62V61H220ZM164 65H165V63H164ZM170 66H173L172 64H170ZM215 70V69H214ZM217 71V72H216ZM217 73V75H218V72L220 73V71H218V69H216L215 71H213V73L211 72H209L208 73V75H209V77L207 78V80L209 79V78H211V79H213V77L216 75V73ZM213 74V75H212ZM216 75V76H217ZM211 76H213V77H211ZM125 78L126 79H128L129 80V83L131 82V85L132 86H129V87H131V89H128L127 90V88L128 87H125V86H123V88H122V86H120V85H117L118 86V88H115V86L116 85H114L113 87H112V85H98V86H96V85H88V84H72V85H70V86H72V88L70 87V86H66V85H62L61 87H58V88H54V85H52V84H44V86L42 85H38V84H34V85H32V87L31 86H27V87H25V85H27V84H25V83H21V82H17V84H16V82H14V84L15 85H17V86H15L14 84H12V86L10 85L11 83H8L7 85H3V84H0V262H5V260H6V262H16V261H21V258L23 259L22 261H24V262H30L31 260L33 261V262H38V260L39 261H42V260H46L47 259V262H49V263H54V260L56 261L55 263H57V261H59L58 262V264H66L67 263V260H69L68 262H70V263H72L71 262V260L73 261V262H78V263H82V262H86V263H97L96 262V260L97 261H99V262H104V261H111V259H113L112 261L113 262H117L118 263V260H120L119 261V263L118 264H125V263H140V262H142V263H155V262H158L159 264L161 263V262H163V264H168V261H169V264H170V259L169 258H173L172 259V261L171 262H173V260H174V258H176V256H173V255H177L178 256V260H177V258H176V260L177 261H179V262H182L181 260H184L185 261V264H188L189 262H191V263H189V264H194V262H195V264H198V263H200V262H202V260H203V262L204 263H208L209 264V262H213V260H214V262L216 261L215 259H216V257H217V255L216 256H213V255H215L216 254V250H214V243H213V241H215L216 242V234H214L215 232H216V229L213 227V225L215 224V220H217L216 218V216L217 215H215V213H216V206H215V204L217 205V201L216 200H214L215 198H216V195L215 196H213L212 197V195H214L216 192H217V190H215V189H213L212 190V188H209L210 186H214L215 184H216V181H217V179H218V177H217V174H216V169L215 168H213V169H209V168H207V166H211V165H209V163L210 164H212L213 165V167L215 166V164H216V166L218 165V163H216V162H218L217 160H219V156L218 155H216L215 153V151H216V147L215 148H213V146L215 145H217L219 142H218V139L220 138V135H219V132L218 131H216L215 130V126H217L218 125V122L216 121V120H219L220 119V117L218 116V111L219 110H217L218 109V107H219V105L217 104H215L214 102L215 101H220V92H219V90H217L218 92H215L216 91V89H218V87H217V85H214L213 83H211V84H208L207 82V80H205L204 81V84L202 85V83L203 82H201V85H197V88L199 87L200 88V90H199V93H198V95H195L197 92L196 91H194V90H192V89H189V88H182L183 89V91H185V93L182 91V89H178V90H174L173 88V90L175 91H173L172 92V94H171V91H170V89H167L166 87V89L168 90H166L165 88H164V86L162 87V86H159V88H158V86L156 87V89H155V86H153V84H150V82L149 81H142V80H134V79H131V77L129 76V75H127V76H125ZM205 79H206V75H205V77H204ZM19 83V84H18ZM208 84V85H207ZM47 85H49V86H47ZM52 85V86H51ZM75 87H74V86ZM77 85H78V87H77ZM205 85H207V86H205ZM21 86H23V87H21ZM34 86L36 87V89L34 88ZM51 86V87H50ZM66 86V87H65ZM111 86V88H109ZM152 86L154 87V88H152ZM201 86H203V87H201ZM209 86V87H208ZM215 86V87H214ZM28 87H31V89H28ZM40 87V88H39ZM68 87H70V88H68ZM120 87V88H119ZM204 87H206V88H208L207 90H209V91H206V93H205V88ZM44 88V89H43ZM92 88V89H91ZM117 89V90H115V89ZM123 89V91H122V89ZM126 90H125V89ZM198 88V89H199ZM202 88V89H201ZM210 88L212 89V92H211V90H210ZM214 88H216V89H214ZM46 89V90H45ZM57 91H55V90ZM80 89V90H79ZM111 89H113L112 91H111ZM120 89V90H119ZM160 89H163V91L162 90H160ZM197 89V90H198ZM19 90H20V94H19ZM53 92H52V91ZM60 90H62V91H60ZM108 90V91H107ZM119 90V91H118ZM164 90H166L165 92L166 93H164ZM195 90H196V88H195ZM203 90V91H202ZM213 90H215V91H213ZM14 91L15 92H18V93H15V94H17V95H19V96H16V97H19V98H25L26 96V99H28V98H30L29 100H26V101H21V102H18L17 101V99L18 98H16V97H13V95L15 96V94H13V95H11L12 93H14ZM27 91H29V92H27ZM49 91V92H48ZM78 91V92H77ZM110 91V92H109ZM116 93H115V92ZM118 91V92H117ZM159 91H160V93H159ZM162 91V92H161ZM170 91V93H168ZM194 91V92H193ZM33 92H35V93H33ZM201 92H203V93H201ZM211 92V93H210ZM214 92H215V94H214ZM23 93L25 94V95H23ZM27 93H28V95H27ZM30 93V94H29ZM31 93H32V95H31ZM56 93V94H55ZM108 93H109V95H108ZM133 93V94H132ZM139 93V94H138ZM178 94V93H180V94H178L177 96L175 95V94ZM184 94V95H182V94ZM194 93V94H193ZM208 93V94H207ZM210 93V94H209ZM36 94V95H35ZM50 94V95H49ZM53 94V95H52ZM59 94V95H58ZM78 94H80V95H78ZM83 94V95H82ZM124 96H123V95ZM149 94V95H148ZM167 94V95H166ZM201 94H203V95H201ZM207 94V95H206ZM212 94H214L215 95V97L212 95ZM219 95L218 96V98H217V95ZM29 95H30V97H29ZM36 97V99L34 100V96ZM52 95V96H51ZM58 96L59 98H58V102L57 101H55L54 99H56L55 98V96ZM99 95H100V97H99ZM104 96V97H102V96ZM111 95V97L109 98L108 96H110ZM112 95H113V97H112ZM123 96V98H122V96ZM171 97H170V96ZM194 95V96H193ZM205 95V96H204ZM209 95L210 96H212V98L211 97H209ZM132 96V97H131ZM153 96V97H152ZM158 96V97H157ZM161 96V97H160ZM163 96V97H162ZM172 96H174V97H172ZM175 96H176V98H175ZM185 96V97H184ZM196 96H204L205 98H203V97H201V100H200V97H196ZM207 96V97H206ZM52 97L54 98L53 100H52ZM62 97V98H61ZM91 97H92V100H91ZM96 99H94V98ZM134 97V98H133ZM157 97V98H156ZM159 97H160V99H159ZM194 97V98H193ZM214 97V98H213ZM16 98V99H15ZM98 98H99V100H98ZM102 98V99H101ZM104 98H106L107 99V101H106V99H104ZM109 98V99H108ZM119 98H120V100H119ZM130 98V99H129ZM155 98V99H154ZM166 100V99H168V100H170L171 99V101H169V102H167L168 103V105L166 104V101H164V99ZM170 98V99H169ZM174 98V99H173ZM210 98V99H209ZM216 98V99H215ZM11 99V100H10ZM15 99V100H14ZM41 99V100H40ZM90 99V100H89ZM119 101H118V100ZM193 99H194V101H193ZM205 99V100H204ZM207 99V100H206ZM217 99H219V100H217ZM31 100V101H30ZM39 100V101H38ZM94 100V101H93ZM101 100V101H100ZM106 101V102H104V101ZM116 100V101H115ZM129 100V101H128ZM136 100V101H135ZM167 100V101H168ZM181 100L183 101L184 100V102H181ZM208 100H211V101H208ZM214 102H213V101ZM35 101H36V103H35ZM89 101H91V102H89ZM159 101H160V103H159ZM164 101V102H163ZM174 101V102H173ZM187 101V102H186ZM190 101L192 102L193 101V103H190ZM196 101V102H195ZM206 101H208V102H212L213 104H215V105H213L212 103H209V104H207L208 102H206ZM23 102V103H22ZM28 103V104H25V103ZM29 102H31V103H29ZM51 102V103H50ZM96 102H99V104H101V102H102V104L101 105H104V106H101V105H99L98 103H96ZM108 102V103H107ZM155 102H157V104L155 103ZM173 102V104H171ZM200 102V103H199ZM206 103L207 105H204V104H202L203 105V107H207V106H209L208 107V109H210V112H209V110H204V109H202V105H201V103ZM15 103H17V104H15V106L17 105V106H20V105H26V106H28V107H31L30 105H32L33 107L32 108H34V109H32V108H30L31 110H33V111H31L30 109L29 110H27L28 111V113H27V115L26 114H22L21 115V117H23L24 115H26V117L28 118V116H30L29 118H33V119H35V121L31 118L30 120H32V122L29 120V118H28V120H27V118L25 117H23L24 119L22 120V119H20V117L18 116L19 114H16V113H12V112H14L15 111V108L16 107H14L13 108V106H14V104ZM20 103H22V104H20ZM86 103V104H85ZM90 103H92V106L91 105H89ZM95 105H94V104ZM104 103V104H103ZM107 103V104H106ZM114 103H115V105H114ZM126 103H127V105H126ZM134 103V104H133ZM175 103V104H174ZM181 103V104H180ZM189 103H190V105H189ZM216 103H218V102H216ZM13 104V105H12ZM18 104H20V105H18ZM43 104V105H42ZM51 106H50V105ZM54 104V105H53ZM58 104H60V105H58ZM86 106H85V105ZM88 104V105H87ZM119 104V105H118ZM185 104V105H184ZM196 104V105H195ZM211 104V105H210ZM9 105H10V107H9ZM36 105V106H35ZM37 105H39V106H37ZM42 105V106H41ZM50 107H49V106ZM57 105V106H56ZM83 105H84V108H83ZM180 105V106H179ZM193 105V106H192ZM199 105V106H198ZM11 106H12V108L14 109V111L11 109ZM35 106V107H34ZM70 106V107H69ZM99 106V107H98ZM179 106V107H178ZM184 108H183V107ZM212 106H214L213 107V109H215V108H217V109H215V110H211L212 108H210V107H212ZM44 107V109H42ZM47 107V108H46ZM54 107H56V108H58V109H56V108H54ZM60 107H61V109H60ZM89 107V108H88ZM172 108V107H175L174 109H170V108ZM177 107V108H176ZM187 107V108H186ZM194 108V109H196V110H194L195 111V114H194V112H193V109L191 110L190 108ZM197 107H200V109L202 110H200L199 108V110L201 111H197ZM205 107V109H207ZM7 108V109H6ZM39 108V109H38ZM40 108H41V110H43L44 111V113H43V111H41L40 110ZM51 108H53L52 110H50ZM101 108H103V109H101ZM106 108V109H105ZM179 108V109H178ZM189 108V109H188ZM48 110V113H49V117L48 118H46V119H44V116H46L47 114H45L46 112H45V110ZM92 111H91V110ZM100 111H98V110ZM117 109V110H116ZM134 109V110H133ZM12 110V111H11ZM36 110H38V111H36ZM60 110V111H59ZM62 110H66V112H63L62 113ZM97 110V111H96ZM140 110H141V112H140ZM165 112H164V111ZM177 110V111H176ZM183 110V111H182ZM187 110V111H186ZM204 110V111H203ZM6 111H8V112H6ZM9 111H11V114H10V112ZM16 111H17V109H16ZM15 111V112H16ZM57 111V112H56ZM102 111V112H101ZM169 111V112H168ZM214 111H216L217 112V114H216V112H214ZM4 112V113H3ZM33 112V113H32ZM35 112H37L36 113V115H35ZM41 112H42V114H41ZM53 112V113H52ZM94 112V113H93ZM136 112H138V113H140V115L138 114V113H136ZM158 112V113H157ZM160 112V113H159ZM170 112L172 113V114H170ZM175 112V113H174ZM204 112L205 113H208V114H206L205 116H204ZM214 112V113H213ZM32 115H31V114ZM116 113V114H115ZM165 113H167V114H165ZM169 113V114H168ZM190 113V114H189ZM194 114V117L192 118V120H191V117L193 116V114ZM202 114L201 115V117H199L200 116V114ZM6 114H9V115H11V116H9V115H6ZM12 114H14L13 116H12ZM15 114H16V117H15ZM44 114V115H43ZM50 114H52V115H50ZM56 114H57V116H56ZM60 114V115H59ZM62 114V115H61ZM114 114V115H113ZM124 114V115H123ZM125 114H128L129 116H128V118L126 119V118H124L123 116H125ZM173 114H175V116L173 115ZM178 114V115H177ZM189 114V115H188ZM197 114H199V115H197ZM212 114V115H211ZM218 116L217 118L215 117L216 115ZM40 115V116H39ZM120 115H122V117L120 116ZM135 115H137L138 117H139V119H138V117L136 118V116ZM158 116L157 118L158 119H160V120H162V121H159V122H154L153 120L154 119H156V116ZM162 115H163V117H162ZM171 115V116H170ZM191 115V116H190ZM43 116V117H42ZM110 116H112V117H110ZM114 116H118L117 117V119H118V121L117 122H113V124L111 123V125H112V127H107L106 128V125L108 124L107 122H109L110 123V121H111V119L114 117ZM152 116L153 117H155V118H152ZM195 116H198L197 117V123H196V120H195ZM208 116V117H207ZM211 116V117H210ZM216 118V120L213 118ZM5 117L7 118V120H5ZM10 117L12 118V119H10ZM13 117H15V119L13 120ZM38 117H41V118H43V120L41 119V121H40V119H38L37 120V118ZM106 117V118H105ZM108 117L110 118V119H108ZM135 117V118H134ZM169 117V118H168ZM171 117V118H170ZM179 117V118H178ZM188 117V118H187ZM189 117H190V119H189ZM121 118V120L119 121V119ZM148 120H147V119ZM151 118V119H150ZM163 118V119H162ZM175 118V119H174ZM206 118V119H205ZM17 119H20L19 121H20V123L18 122V120ZM107 119H108V121H107ZM134 119H136V120H134V121H136V123L133 121ZM146 119V120H145ZM166 119H167V121H166ZM200 119V120H199ZM205 119V120H204ZM210 119V120H209ZM213 119V120H212ZM10 120V121H9ZM15 120H17V121H15ZM24 120H25V122H24ZM189 120V122L190 123H186L187 121ZM192 122H191V121ZM27 121V122H26ZM34 121V122H33ZM37 121H38V123H37ZM90 121V122H89ZM149 121V122H148ZM200 121L201 122H204V123H201L200 124ZM206 121L209 123L210 121L211 122H213V125L211 124V122L208 124V123H206ZM7 122V123H6ZM13 124H12V123ZM14 122H17L16 124L14 123ZM41 124H40V123ZM112 122V121H111ZM162 122V123H161ZM215 122V123H214ZM24 123H25V125L27 124V126H25L24 125ZM86 123V126L85 127H79V126H83L84 124ZM116 123H119V124H117V125H115ZM157 123V124H156ZM163 123H164V125H163ZM168 123V124H167ZM191 123H195V124H193L194 125V127L192 128V126L190 125ZM199 123V124H198ZM6 124H8V125H14L15 126V128H14V126L11 128V125L9 126V128H8V126L6 125ZM28 124H29V126H28ZM104 124H105V126H104ZM145 126H144V125ZM151 124H153V126H151ZM175 124V125H174ZM185 124V125H184ZM203 124V125H202ZM207 125V127H205L206 125ZM18 125V126H17ZM19 125H20V127H19ZM116 126V128L114 127V126ZM140 125H141V127H140ZM165 125H167V126H165ZM176 125H178V126H176ZM181 125V126H180ZM195 125H197V126H199V127H195ZM210 125H212L211 127H208V126H210ZM215 125V126H214ZM143 126V127H142ZM157 126V127H156ZM188 126H189V128H188ZM202 126V127H201ZM203 126H204V128H203ZM17 127V128H16ZM18 127L20 128V129H22L21 127H23V129L22 130H20L19 132L20 133H14L13 131L14 130H17L18 131ZM32 127H35V130H36V132L33 130V128ZM151 127H155V129H153L152 131H153V133H154V135L152 136V135H148V131L150 130L151 131ZM173 127H175V129L177 130H175ZM203 128L202 129V131H201V129H200V131L201 132H203V130L205 131V132H207V133H205V132H203V133H201L198 129L199 128ZM26 128V129H25ZM112 128V129H111ZM146 128V129H145ZM171 128V129H170ZM194 130L193 132H192V129ZM13 129V130H12ZM31 129H32V132H30L31 131ZM38 129H39V131H38ZM103 129V130H102ZM106 129H108V130H106ZM157 129V130H156ZM159 129H161V130H159ZM168 129V130H167ZM173 129V130H172ZM186 129H187V131H186ZM207 129H209V130H207ZM24 130H26L27 132H25ZM145 130V131H144ZM155 130V131H154ZM163 130V131H162ZM170 130V131H169ZM179 130V131H178ZM182 130V131H181ZM207 130V131H206ZM12 131V132H11ZM107 131V132H106ZM169 132V134L168 133H165L164 134V132ZM173 133H172V132ZM182 132V133H177V132ZM197 131H199V132H197ZM214 131H215V133H214ZM10 132V133H9ZM31 134H30V133ZM35 132V133H34ZM40 132H43V133H45L46 135L44 136L43 134H41ZM164 134H162V133ZM176 132V133H175ZM194 132H197V134H195ZM211 132V133H210ZM213 132V133H212ZM217 132V133H216ZM29 133V134H28ZM37 133L39 134V135H37ZM91 134L92 135V140L91 141H89L88 143L86 142L85 143V141L84 140H82L81 138H83V135H86V134ZM160 133V134H159ZM171 133H172V135H171ZM188 133V134H187ZM199 133V134H198ZM42 136H44V138H45V140L44 139H41V138H43V137H41V135ZM167 134V135H166ZM173 134H174V138H173ZM175 134H176V136H175ZM178 134V135H177ZM186 134V135H185ZM196 135V136H198V135H201L202 137H201V139H203L202 140V143H200L201 144V146H202V148L201 149H203V150H205V151H202V150H198V149H195L194 150V154H193V156L191 157L192 159L190 160V161H188V160H181V158H184V157H186L185 155H184V153L186 154L188 151H189V149H190V146H196V145H198L197 144V142H196V144L194 143V142H192L193 140L195 141L196 139V137L194 136H192L191 137V135ZM204 134V135H203ZM216 136H215V135ZM12 135V136H11ZM19 136V137H17V136ZM20 135H22V136H20ZM35 135V136H34ZM134 135H136V136H134ZM160 135H162V136H160ZM168 136V137H166V136ZM169 135H171V136H169ZM181 135V136H180ZM185 135V136H184ZM24 136V137H23ZM26 136V137H25ZM28 136V137H27ZM147 136H149V137H151V138H149V137H147ZM157 136H159V137H157ZM163 136H164V138H163ZM181 138H180V137ZM185 138H184V137ZM207 136V137H206ZM210 136L212 137V138H210ZM9 137H11L9 140L10 141H8V138ZM15 137V138H14ZM17 137V138H16ZM22 137H23V139H22ZM40 137V138H39ZM60 137V138H59ZM134 137V138H133ZM135 137H136V139H135ZM156 137V138H155ZM170 137V138H169ZM206 139H205V138ZM12 138H14L13 139V144L11 145L10 143H12ZM47 138V139H46ZM161 138H162V140H161ZM167 138V140H165ZM170 140H169V139ZM171 138H173V139H176V143L174 142V140L173 139H171ZM177 138L178 139H182L181 141H177ZM190 138H192V139H190ZM214 138H216V140L214 139ZM5 139V140H4ZM19 139V140H18ZM41 139V140H40ZM62 139V140H61ZM122 139V140H121ZM127 139H129V140H127ZM133 139V140H132ZM138 139V140H137ZM208 139V140H207ZM211 139V140H210ZM18 140V141H17ZM21 140V141H20ZM24 140V141H23ZM60 140V142L58 143V141ZM124 140H126L127 142L125 143L124 142ZM148 140V141H147ZM149 140H151V141H149ZM155 141V140H160L159 142H161V145L159 144V142H158V144H156V146L157 147H159L158 148V150H157V148L156 147H152V149H150L151 147H150V144H152V143H154V142H152V141ZM169 140V141H168ZM172 140V142H170ZM184 140V141H183ZM205 140V141H204ZM212 140H214V142L212 141ZM5 141V142H4ZM6 141H8V142H6ZM17 141V142H16ZM20 141V142H19ZM56 143H55V142ZM120 141H121V144H120ZM129 141V142H128ZM132 141V142H131ZM137 143H136V142ZM140 141H141V143H140ZM144 141V142H143ZM146 141V142H145ZM169 143L168 145H167V143ZM185 141H186V143H185ZM208 141V143H206ZM210 141V142H209ZM219 141H220V139H219ZM122 142H124L123 144H122ZM133 142H135V143H133ZM148 142H150V143H148ZM156 142V141H155ZM175 143V145H178L179 143L181 144H179L177 147H175V148H168L169 147V145L170 144H172V143ZM182 142V143H181ZM212 142V143H211ZM217 142V143H216ZM138 143H139V145H141L142 143L144 144V143H148V145H149V147H146V148H138L135 144H137L138 145ZM163 143V144H162ZM174 143L172 144V145H174ZM187 143H189L188 145H187ZM191 143V144H190ZM205 143H206V145L208 144L209 145V147H207L206 145H205ZM210 143V144H209ZM22 144V145H21ZM56 144V145H55ZM186 144V145H185ZM193 144V145H192ZM199 144V145H200ZM10 145V146H9ZM20 145H21V148H19L20 147ZM138 145V146H139ZM163 145V146H162ZM166 145V146H165ZM183 145V146H182ZM205 145V146H204ZM211 145H213L212 147H211ZM8 146H9V148L11 147L12 148V146H13V148L11 149H9L8 148ZM121 146V147H120ZM134 146V147H133ZM168 146V147H167ZM187 146V147H186ZM162 147H163V149L164 150H162ZM211 147V148H210ZM16 148V149H15ZM31 148H33L34 150H35V152L34 153H32L31 154V156L29 157V159H26V160H24L23 159V156H24V154L21 152V151H26V150H29V149H31ZM56 148H58V150L56 149ZM102 148V149H101ZM139 149V150H137V149ZM155 148V149H154ZM160 148H161V150H160ZM168 149V150H166V149ZM185 148H187V149H185ZM208 148V150H206ZM213 148V151L211 150ZM44 149V150H43ZM131 149V150H130ZM135 151H134V150ZM144 149V150H143ZM171 149H173V150H171ZM179 149V150H178ZM12 150H13V152H12ZM17 150V151H16ZM21 150V151H20ZM46 150V151H45ZM155 150V151H154ZM160 150V151H159ZM169 150H171V151H169ZM176 150V151H175ZM181 150V151H180ZM209 150H210V152H209ZM215 150V151H214ZM57 151H59V152H57ZM118 151V152H117ZM119 151L120 152H124V153H128V154H126L127 156H125V160L124 159H120V160H116V158H115V156L114 155H116V153H119ZM157 151H159L160 153H161V151H162V153L160 154L159 152H157ZM165 151H167V153L165 152ZM196 151V152H195ZM201 151V152H200ZM47 152V153H46ZM50 152V153H49ZM208 152V153H207ZM41 153V154H40ZM101 153V154H100ZM164 153H165V155H164ZM181 155H180V154ZM206 153V154H205ZM19 154H21V155H19ZM137 156H136V155ZM177 154V156H178V159H177V156H175ZM200 154H204L203 156H204V158H203V156L202 155H200ZM210 154H211V156L212 157H210ZM23 155V156H22ZM45 155V156H44ZM158 155V156H157ZM162 155V156H161ZM206 155V156H205ZM216 155V156H215ZM22 158H21V157ZM36 156V157H35ZM49 156V157H48ZM180 156V157H179ZM202 156V157H201ZM218 156V157H217ZM48 157V158H47ZM127 157V158H126ZM174 157H176V158H174ZM201 157V158H200ZM206 157V158H205ZM208 157H210L212 160H214V161H212V160H209L210 158H208ZM20 158V159H19ZM161 158H163V159H161ZM173 158V159H172ZM197 158V159H196ZM218 158V159H217ZM46 161H45V160ZM118 159V158H117ZM139 159V160H138ZM177 159V160H176ZM203 159H205V161L206 160H208L207 162H205V161H202ZM217 159V160H216ZM20 160V161H19ZM22 160V161H21ZM36 161V162H33V161ZM40 161V162H37V161ZM124 160V161H123ZM128 160V161H127ZM161 160V162H159ZM170 160H171V162H170ZM175 160V161H174ZM181 162H180V161ZM201 162H203V163H201ZM137 161L139 162V163H137ZM177 161V162H176ZM184 163H183V162ZM187 163H186V162ZM194 161V162H193ZM199 162V163H197V162ZM213 163H212V162ZM216 161V162H215ZM23 162V163H22ZM158 162L159 163H161V164H158ZM169 162V163H168ZM206 164H205V163ZM11 163V164H10ZM39 163V164H38ZM141 163V164H140ZM142 163H146V164H148V165H146V164H144V165H142ZM170 163H172V164H174L175 166H180V167H182V168H180L181 170H178V171H182V173L181 174H183L184 173V175H181L182 176V182H181V180H179L180 181V184H179V181H178V177H180V176H178L179 174H175L172 178H176L177 177V179H174V180H171L172 182L174 181V183H172V182H170V180H168V178H169V176L167 177V172H169V171H171L172 169H170V168H168V165H170ZM178 163H183V165H181V164H178ZM190 163V164H189ZM191 163H192V165H191ZM196 163H197V166H199V168H207V170L206 169H199L198 167L197 168H195L196 167ZM207 163H208V165H207ZM8 164H9V166H8ZM13 164V165H12ZM129 164V165H128ZM177 164V165H176ZM187 164V165H186ZM199 164V165H198ZM204 164V166H202ZM12 165V166H11ZM151 165V166H150ZM153 165H155V166H153ZM162 166V167H159V166ZM201 165V166H200ZM8 168H7V167ZM184 166H186V167H188L189 169H187V168H185ZM193 168H195V169H193ZM215 166V167H216ZM129 167V168H128ZM144 167V168H143ZM9 168H12L13 170H12V172H10V170H9ZM83 168V169H82ZM98 168V169H97ZM136 168H138V169H136ZM147 168V169H146ZM2 169H3V171H2ZM100 169V170H99ZM143 169H145V170H143ZM148 169H150V170H148ZM159 169L161 170V171H159ZM168 169H169V171H168ZM185 169V170H184ZM191 169H192V172H191ZM198 169V170H197ZM209 169V170H208ZM5 170H8V171H5ZM127 170H129V171H127ZM131 170V171H130ZM141 170V171H140ZM155 170H157V171H155ZM186 172H184V171ZM187 170V171H186ZM197 172H196V171ZM215 170V171H214ZM203 171V172H202ZM209 171H211L210 173V175H208L209 173L208 172ZM7 172V173H6ZM133 172V173H132ZM141 172V173H140ZM195 172V173H194ZM199 172V173H198ZM206 172V173H205ZM6 173V174H5ZM101 173V174H100ZM144 173L146 174V175H144ZM154 173V174H153ZM160 173V174H159ZM191 173V174H190ZM193 173V174H192ZM208 173V174H207ZM78 174V175H77ZM139 175V177H138V175ZM159 174V175H158ZM203 176H201V175ZM141 175H143V176H141ZM148 175V176H147ZM154 175V176H153ZM158 175V176H157ZM177 175V176H176ZM198 175V176H197ZM205 175H207V176H205ZM211 175H213V176H215L214 178H213V176H211ZM81 176V177H80ZM91 176V177H90ZM116 176V177H115ZM144 176H146V177H144ZM153 176V177H152ZM161 176L163 177L164 176V178H166L167 177V179H161V181H163V183L162 182H160V180L158 181V185L159 186H162L163 185V187H166V186H169V185H174V186H176L174 189H173V196H171L170 197V195H166V194H164V196H166V197H163V196H161L162 195V193L163 192H165V193H167V189L165 188V190L164 189H156V190H154V189H145V187H136V188H133L132 187V184L133 185H139V186H145V185H147L146 183H152L153 182V179H155V178H157V177H159V178H161ZM49 177V178H48ZM141 177H142V179H141ZM151 177V178H150ZM170 177V178H171ZM205 177V179H203ZM128 178V179H127ZM135 178H136V181H138V182H136V181H134L135 180ZM145 178H146V180H145ZM169 178V179H170ZM171 178V179H172ZM200 178H202V179H200ZM210 178V179H209ZM138 179V180H137ZM191 179V180H190ZM192 179H195L194 181L192 180ZM197 179H200L199 180V182H197ZM213 181H212V180ZM140 180V181H139ZM150 180V181H149ZM168 180V181H167ZM176 180H177V184L175 183L176 182ZM210 182H209V181ZM25 181V182H24ZM50 181V182H49ZM69 181V182H68ZM108 181V182H107ZM113 181V182H112ZM117 181V182H116ZM142 181V182H141ZM146 181V182H145ZM166 181V182H165ZM191 181L193 182L192 184H191ZM206 184V185H204L203 184V182ZM206 181V182H205ZM16 182V183H15ZM23 182V183H22ZM29 182H34V183H39V182H44V183H46L47 185L46 186H42V185H40V186H37L36 184V186H32V185H29ZM110 182V183H109ZM127 182H128V184H129V188H128V193L129 194H126V193H124V186L123 185H127ZM135 182V183H134ZM140 182V183H139ZM144 182V183H143ZM164 182H165V184H164ZM171 184H170V183ZM195 182V183H194ZM202 182V183H201ZM209 182V183H208ZM214 184H213V183ZM7 183V184H6ZM25 183H26V185H25ZM103 183H108V184H113L114 186H110V187H107V186H105V184L103 185ZM131 183V184H130ZM148 183V184H149ZM167 183V184H166ZM185 183H190L189 184V186H192V185H195V186H193L192 187V190L190 191V192H187L188 190L185 188V186H186V184ZM3 184V186L4 187H2L1 185ZM5 184V185H4ZM101 184H102V187H101ZM143 184V185H142ZM169 184V185H168ZM176 184V185H175ZM182 184V185H181ZM187 184V185H188ZM200 185V186H198V185ZM202 184V185H201ZM212 184V185H211ZM15 185V186H14ZM60 185H61V187H60ZM68 185H69V187H68ZM75 185H77V186H75ZM27 186V187H26ZM105 186V187H104ZM198 186V187H197ZM205 186V187H204ZM34 187V188H33ZM44 187V188H43ZM54 187V188H53ZM58 189H57V188ZM112 187V188H111ZM122 187V188H121ZM200 187V188H199ZM184 188V189H183ZM194 188V189H193ZM195 188H197V189H195ZM202 188H203V190H202ZM38 189V190H37ZM111 189V190H110ZM136 189V190H135ZM140 189V190H139ZM181 189V190H180ZM186 189V190H185ZM210 189H211V191H210ZM14 190V191H13ZM22 190V191H21ZM26 190V191H25ZM144 190H145V192H144ZM148 190V191H147ZM178 191V192H176V191ZM196 190H197V192H196ZM215 190V191H214ZM18 191H19V193H18ZM88 191V192H87ZM151 191V192H150ZM156 191H158L157 192V194H155L156 193ZM202 191V192H201ZM21 192H22V194H21ZM34 192V193H33ZM69 192H71V193H69ZM147 192V193H146ZM148 192H150L149 194H148ZM186 192V193H185ZM192 192H194L193 193V196L191 195L192 194ZM200 192V193H199ZM208 192H210V193H208ZM211 192L213 193V194H211ZM215 192V193H214ZM75 193V194H74ZM132 193V194H131ZM134 193V194H133ZM153 193V194H152ZM159 193V194H158ZM161 193V194H160ZM197 193H199V194H196ZM202 193V194H201ZM203 193H204V195H203ZM207 193V194H206ZM39 194H41V195H39ZM135 194H137V195H135ZM141 194V195H140ZM145 194V196H143ZM150 194H152V195H150ZM154 194L156 195V196H154ZM184 194V195H183ZM187 194V195H186ZM190 194V195H189ZM217 194V193H216ZM24 195V196H23ZM43 195V196H42ZM51 195V196H50ZM78 197H77V196ZM128 195V196H127ZM135 195V196H134ZM139 195H140V197H139ZM148 195V196H147ZM180 195V197H178ZM195 195V196H194ZM207 195H209V196H207ZM38 196V197H37ZM146 196L148 197V198H146ZM151 198H150V197ZM165 198V199H163L162 200V198ZM184 196H186L187 198H185ZM189 196H190V198H189ZM54 198V201L52 200V203H51V201H50V198ZM56 197V198H55ZM145 199H144V198ZM155 197H158V198H155ZM179 198V199H177V198ZM193 197V198H192ZM201 197V198H200ZM210 197H212V198H210ZM215 197V198H214ZM22 198H24V199H22ZM52 198V199H53ZM86 198V199H85ZM140 198V199H139ZM170 198V199H169ZM183 198V199H182ZM207 198H209V199H207ZM2 199V200H1ZM69 199V200H68ZM73 199V200H72ZM150 199L152 200V201H150ZM157 199V200H156ZM173 200V202L171 201H168V200ZM191 200V204H193V202L192 201H194V203L195 204H193V205H195V206H191V207H187V209H186V205H185V203H182V202H179L180 200ZM193 199V200H192ZM201 199V200H200ZM206 199V200H205ZM213 199V200H212ZM28 200V201H27ZM50 201L49 203L48 202H46V201ZM127 200H128V202H127ZM138 200H141V201H143L144 200V202H141V201H139L138 202ZM154 200V201H153ZM162 200V201H161ZM177 201V204L180 206V205H182V204H184L185 206L184 207H182V208H180V207H177V208H175V210L174 211H176V212H178L177 210H179L180 211V209H181V212H182V210H183V212L182 213H180V212H178L177 214H178V216H177V214H176V212H174L175 214L173 215L174 216V218L177 216V220H175V219H172V214H169L166 210H168L169 208H167L166 206H170V205H177V204H175L176 203V201ZM188 200V201H189ZM196 200H197V202H196ZM210 202H209V201ZM212 200V201H211ZM34 201H35V203H34ZM149 203H148V202ZM158 201V202H157ZM160 201V202H159ZM204 202V203H202V202ZM18 204H17V203ZM20 202V203H19ZM54 202V203H53ZM65 202V203H64ZM155 202V203H154ZM165 204H164V203ZM30 203V204H29ZM32 203H34V204H32ZM37 203V204H36ZM40 203V204H39ZM43 203V204H42ZM54 204L55 205V207H56V211L55 212H47L49 209L47 208V206H46V204ZM141 203V204H140ZM150 203H152L154 206H156L157 208H159V206L161 205V206H164L163 207V209H161V208H159V209H157L156 207V209L154 208V206H152V204L151 205H149ZM157 203V204H156ZM168 205H167V204ZM180 203V204H179ZM209 203H212V205L210 204V206H209ZM19 204H25V206H27L30 210H28V208L27 207H25L24 206V208H22L23 210H14V207H18L19 206ZM42 204V205H41ZM69 206H68V205ZM142 204H147V205H145V207H144V205H142ZM197 204V205H196ZM208 204V205H207ZM9 205V206H8ZM37 205V206H36ZM64 205H67V206H64ZM124 207H123V206ZM126 205H130V206H126ZM141 205H142V207H144V209H142V207H141ZM166 205V206H165ZM198 205H200L199 207H198ZM203 205H205V206H203ZM147 206H148V213H151V214H153V215H151V214H148L147 213V211H145L146 209H147ZM197 206V207H196ZM203 206V207H202ZM44 207V208H43ZM108 207V208H107ZM135 207V209H133ZM151 207H153V208H151ZM166 207V208H165ZM195 207V208H194ZM201 207V208H200ZM205 207V208H204ZM213 207V210L211 209ZM27 210H26V209ZM126 208H130V209H128V211H127V209ZM183 208H185V209H183ZM191 208H194L193 210L191 209ZM199 210H198V209ZM206 208H208V212H207V209ZM31 209H35L34 211H33V213L32 212H30L31 211ZM58 209V210H57ZM97 209V210H96ZM104 209V210H103ZM107 209V210H106ZM151 209V210H150ZM158 210L159 212L157 213V214H155L157 211H155V210ZM189 209H191L192 211H193V213L191 212V210H189ZM205 209H206V212H205ZM36 210L39 212H36ZM42 210H45L46 211V213H45V211H42ZM68 210H69V212H68ZM144 210V211H143ZM152 210H154V211H152ZM160 210H161V212H160ZM188 210V213L186 212V214H183L185 211H187ZM200 210H202V211H200ZM3 211H5V212H3ZM10 211V212H9ZM42 211V212H41ZM118 211V212H117ZM138 211H140V212H138ZM141 211H142V213H141ZM190 211V212H189ZM201 213H200V212ZM22 212V213H21ZM30 212V213H29ZM35 212V213H34ZM69 214H68V213ZM96 212H105V213H101V214H99V213H96ZM129 213L130 215H131V217L128 215V217L126 216L127 215V213ZM205 212V213H204ZM210 212V213H209ZM17 213H18V215H17ZM91 213V214H90ZM115 214V216H114V214ZM119 213V214H118ZM136 213V214H135ZM146 213V214H145ZM167 213V214H166ZM197 214V216H200V217H198V218H195L196 217V214ZM36 214V215H35ZM41 214V215H40ZM44 214H46V215H44ZM54 214V215H53ZM80 216H79V215ZM97 216V217H94L95 215ZM124 214V215H123ZM148 214V215H147ZM166 214V215H165ZM193 214H195V215H193ZM199 214V215H198ZM200 214H202V215H200ZM210 214H212L211 215V217L212 218H210V216H207V215H210ZM42 215H44V216H42ZM67 215H69V217H67ZM70 215H71V217H70ZM99 215H101V216H99ZM105 215V216H104ZM110 215V216H109ZM118 215H120V216H118ZM141 215V216H140ZM155 215V216H154ZM160 217H159V216ZM161 215H165L164 216V218H166L165 220H163L164 218H162V220H161ZM167 215H169V217L167 216ZM179 215H180V217H179ZM4 216V217H3ZM11 216L13 217L12 218V220H11ZM17 216V217H16ZM33 216H35V217H33ZM41 216V217H40ZM49 216H50V218H49ZM55 216V217H54ZM63 216V217H62ZM73 216V217H72ZM88 216L90 217L91 216V218H88ZM118 216V217H117ZM142 216H144V217H142ZM145 216H147V217H145ZM168 218H167V217ZM171 216V217H170ZM187 216H188V218H187ZM208 217V218H206V217ZM214 216V217H213ZM3 217V218H2ZM33 217V218H32ZM36 217H38V218H36ZM101 217V219H98V218H100ZM113 217H115V218H113ZM120 217V218H119ZM126 217H127V221H129V223L126 221ZM139 217V218H138ZM149 217V218H148ZM153 217V218H152ZM157 217V218H156ZM178 217L180 218L179 220H178ZM183 217V218H182ZM190 217H192L193 219H194V222H193V219L192 218H190ZM205 219H203V218ZM10 218V219H9ZM16 218H18V221H17V219ZM22 218V220H20L21 222H19V219H21ZM67 218H69V219H67ZM73 218V219H72ZM93 218H95L96 220H99V221H97V223H95L96 221H95V219H93ZM110 218V219H109ZM118 218V219H117ZM156 218V220H154ZM181 218H182V220H181ZM185 218V219H184ZM186 218L188 219L187 221H186ZM200 218V219H199ZM29 219H31V221H28ZM39 221H38V220ZM40 219H42V220H40ZM55 220V222H54V220ZM103 219V220H102ZM142 219V220H141ZM145 220V222H144V220ZM149 219V220H148ZM160 219V220H159ZM197 219V220H196ZM14 220V221H13ZM15 220H16V222H15ZM36 220V221H35ZM44 220V221H43ZM47 220H49V221H47ZM51 220H53V221H51ZM59 220V221H58ZM80 220V221H79ZM82 220H84L86 223H84V222H82ZM150 220H154L156 223H157V225H156V223H154L153 221H150ZM172 224H169V222ZM174 222H173V221ZM183 221L184 220V222L185 223H183V222H181V221ZM191 222H190V221ZM201 220V221H200ZM33 221H35V223L33 222ZM47 223H46V222ZM69 222V223H67V222ZM90 223H89V222ZM95 221V222H94ZM103 221H105V222H103ZM125 221V222H124ZM137 221H139V222H137ZM162 221V222H161ZM180 221V223H178V222ZM207 221H208V223H207ZM24 222H26V223H24ZM31 224H30V223ZM39 222H40V224H39ZM88 222V223H87ZM102 222V223H101ZM128 224H127V223ZM131 222V223H130ZM137 222V223H136ZM145 224H144V223ZM163 222H165V223H163ZM168 222V223H167ZM200 224H199V223ZM206 223V224H204V223ZM10 223H12V224H10ZM32 223H33V225H32ZM54 223V224H53ZM104 223V224H103ZM107 223H108V225H107ZM125 225H124V224ZM141 223V224H140ZM154 225H153V224ZM175 223H177V224H175ZM197 223V224H196ZM201 223L203 224V225H201ZM26 224V225H25ZM37 224V225H36ZM53 224V225H52ZM68 224V225H67ZM78 224V225H77ZM89 224V225H88ZM106 224V225H105ZM126 224L128 225V230H126L125 228H124V226H126ZM165 224V225H164ZM188 224V225H187ZM191 224H194L193 225V227H192V225ZM212 224V225H211ZM8 225H12V226H14V227H9ZM35 225V226H34ZM39 225H40V227H39ZM117 225V226H116ZM139 225V226H138ZM146 225H148V226H146ZM150 225H152V227L150 226ZM202 226V227H199V226ZM205 225V226H204ZM208 225V226H207ZM209 225H211V226H209ZM4 226H6V227H4ZM22 226H23V228H22ZM27 226V227H26ZM33 226V227H32ZM55 226V227H54ZM68 226V227H67ZM85 226V227H84ZM103 226H104V228H105V230H104V228H103ZM107 227V229H106V227ZM135 226V227H134ZM142 226V227H141ZM157 226V227H156ZM167 226V227H166ZM176 226V227H175ZM191 227V230H190V227ZM204 226V227H203ZM9 227V228H8ZM16 227V228H15ZM18 227H19V229H18ZM21 227V228H20ZM35 227V228H34ZM53 227H54V229H53ZM58 227V228H57ZM65 227V228H64ZM76 227H77V229L78 230H76ZM80 227V228H79ZM81 227H84V228H82L81 229ZM86 227H88V228H86ZM92 227H94V228H92ZM97 227H99V228H97ZM148 227V228H147ZM178 227H180V228H178ZM182 227H184V228H182ZM197 227V228H196ZM207 227V228H206ZM212 227V228H211ZM4 228H5V230H4ZM7 228V229H6ZM24 228H25V230H24ZM34 228V229H33ZM42 228V229H41ZM86 228V229H85ZM91 228V229H90ZM97 228V229H96ZM110 228H112V229H110ZM116 228V229H115ZM140 228V229H139ZM160 228V229H159ZM168 228V229H167ZM201 229V230H199V229ZM204 230H203V229ZM21 229V232L20 231H18V230H20ZM28 229H30V230H28ZM46 231L47 230V232H45L44 230ZM49 229H51V231L49 230ZM67 231H66V230ZM69 229V230H68ZM89 229V230H88ZM93 229V230H92ZM124 229V230H123ZM132 229V230H131ZM152 229V230H151ZM164 229V230H163ZM188 229V230H187ZM206 229V230H205ZM211 229V230H210ZM215 229V230H214ZM2 230V231H1ZM7 230H9V231H7ZM34 230V231H33ZM39 230H40V232H39ZM85 230H87V231H85ZM91 230V231H90ZM100 230V231H99ZM126 230V231H125ZM135 230V231H134ZM138 230L140 231V232H138ZM154 230V231H153ZM158 232V233H156V231ZM167 230V231H166ZM171 230V231H170ZM174 232H173V231ZM183 230V231H182ZM190 230V231H189ZM4 231V232H3ZM27 231H29V232H27ZM51 233H49V232ZM60 231V232H59ZM65 231V232H64ZM83 231V232H82ZM89 231V232H88ZM92 231H93V233H92ZM97 231V232H96ZM124 231V232H123ZM143 231V232H142ZM169 231V232H168ZM202 231H205V232H202ZM211 231H212V235H211ZM11 232H12V234H11ZM32 232V233H31ZM87 232V233H86ZM99 232H101V233H99ZM137 233V234H134V233ZM154 232V233H153ZM17 233V234H16ZM39 233V234H38ZM40 233H42V234H40ZM45 233V234H44ZM52 233H54V234H52ZM64 233H65V235H64ZM67 233H69V234H67ZM74 233V234H73ZM78 233V234H77ZM82 233H83V235H82ZM91 235H90V234ZM127 233V234H126ZM160 233V234H159ZM162 233V234H161ZM191 233V234H190ZM199 233V234H198ZM207 236H205L204 234ZM29 234H31V235H29ZM33 234V235H32ZM93 234V235H92ZM96 234V235H95ZM99 234V235H98ZM104 234V235H103ZM109 234H111V235H109ZM130 234V235H129ZM138 234H140V235H138ZM155 234V235H154ZM158 234V235H157ZM168 234V235H167ZM4 235V236H3ZM14 236L13 238L12 237H10V238H8L9 236ZM37 235V236H36ZM40 235V236H39ZM68 235V236H67ZM70 235H72V236H74V237H72V236H70ZM77 235V236H76ZM102 235V236H101ZM159 235H161V236H159ZM164 235H166V238H165V236ZM171 235V236H170ZM189 235H191V237L189 236ZM197 235H199L197 238L195 237V236H197ZM204 235V236H203ZM209 235V236H208ZM26 236V237H25ZM31 236V237H30ZM45 237V239H44V237ZM65 236H66V238H65ZM76 236V237H75ZM84 236V237H83ZM127 236V237H126ZM129 236V237H128ZM139 236V237H138ZM145 237V238H143V237ZM147 236V237H146ZM178 236V237H177ZM211 236V237H210ZM30 239H29V238ZM32 237H34L33 239H32ZM47 237V238H46ZM51 237V238H50ZM81 237V238H80ZM107 237V238H106ZM184 237V238H183ZM200 237V238H199ZM213 237V238H212ZM2 238V239H1ZM6 238H8V239H6ZM16 239V241L17 240H19V239H22V240H28V242H26V244H23V246L21 245H17V244H15V243H13V242H15V239ZM37 238V239H36ZM75 240H74V239ZM85 238V239H84ZM91 238V239H90ZM98 238V239H97ZM109 238V239H108ZM124 238V239H123ZM139 238V239H138ZM153 238V239H152ZM192 240H194V241H191V239ZM43 239V240H42ZM79 241H78V240ZM135 239V240H134ZM155 239V240H154ZM160 239V240H159ZM183 241H182V240ZM197 239H201L200 240V244L202 245V246H200V244L198 243L199 242V240H197ZM206 239H208L211 243H212V245H211V243L210 242H208V240L206 241ZM37 242H36V241ZM47 240H49V241H47ZM65 240H67V241H65ZM89 240V241H88ZM99 240V241H98ZM107 240V241H106ZM112 240H115V242H113ZM135 242H137V243H135ZM139 240V241H138ZM157 240L159 241V242H157ZM162 240V241H161ZM174 242H173V241ZM197 240V241H196ZM4 241V242H3ZM12 241V242H11ZM45 241V242H44ZM47 241V242H46ZM57 241V242H56ZM72 241V242H71ZM91 241V242H90ZM105 241V242H104ZM112 243H111V242ZM125 241V242H124ZM145 241V242H144ZM150 241V242H149ZM154 241V242H153ZM157 243H156V242ZM160 241L162 242V243H160ZM203 241H205V242H203ZM3 242V243H2ZM33 244H32V243ZM44 242V243H43ZM63 242H65V243H63ZM67 242V243H66ZM77 242H80V243H77ZM83 242V243H82ZM108 242V243H107ZM129 243V244H127V243ZM142 242V243H141ZM154 243V244H152V243ZM166 242V243H165ZM172 242V243H171ZM182 242V243H181ZM185 242H187V243H185ZM28 243V244H27ZM30 243V244H29ZM36 243H38V244H36ZM69 243V244H68ZM93 243V246L91 247V244ZM126 243V244H125ZM151 243V244H150ZM163 243H165L164 245H163ZM174 243V244H173ZM185 243V244H184ZM198 243V244H197ZM11 244V245H10ZM46 244H48V245H46ZM51 246H50V245ZM55 244V245H54ZM78 244V245H77ZM87 244H89V245H87ZM95 244V245H94ZM97 244H100V245H102V247H100V245H98V246H96ZM113 244H115L116 246H114ZM119 244V245H118ZM138 244V245H137ZM156 244H158V245H156ZM161 244V245H160ZM168 244H172L171 246L170 245H168ZM188 244V245H187ZM216 244V243H215ZM4 245V246H3ZM14 247H13V246ZM15 245H17L18 246V249H17V246H15ZM28 246L27 248H25L26 246ZM35 245H37V246H35ZM88 246V247H86V246ZM105 245V246H104ZM107 245V246H106ZM109 245V246H108ZM110 245H111V247H110ZM125 245V246H124ZM130 245V246H129ZM144 245V246H143ZM154 245V246H153ZM168 245V246H167ZM176 246V247H174V246ZM189 245L191 246V249H190V247H189ZM3 246V247H2ZM31 246H33V247H31ZM42 246V247H41ZM69 247V249H68V247ZM127 246V247H126ZM136 246H138V247H136ZM141 246V247H140ZM147 246V247H146ZM152 246V247H151ZM155 246H156V248H155ZM167 246V247H166ZM172 246H173V248H172ZM198 246H200V247H198ZM206 246V247H205ZM208 246V247H207ZM2 247V248H1ZM10 247V248H9ZM29 247H31V248H29ZM49 248V250L47 249V248ZM55 247V248H54ZM56 247H57V249H56ZM62 247H64V249L62 248ZM90 247V248H89ZM94 247V248H93ZM96 247V248H95ZM115 248V249H113V248ZM120 247V248H119ZM130 247V248H129ZM159 247H160V249H159ZM165 247V248H168V249H163V248ZM171 247V248H170ZM182 247V248H181ZM187 247V248H186ZM198 249H197V248ZM201 247H202V249H201ZM212 247H214L213 248V250L211 249ZM5 248H7V249H5ZM13 248V249H12ZM22 248V249H21ZM34 248V249H33ZM38 248V249H37ZM45 248V249H44ZM51 248V249H50ZM80 248V249H79ZM86 249V248H88L89 249V251H88V249L87 250H85L84 252H86V251H88V252H86V254L83 252V249ZM99 248V249H98ZM107 248H109L108 249V251L106 250ZM112 248V249H111ZM122 248V249H121ZM141 248H142V250L144 249V248H147V249H149V251L147 250V249H144L142 252H141ZM151 248H153L152 249V252H151ZM175 248V249H174ZM196 248V249H195ZM205 248V249H204ZM207 248H209V249H207ZM4 249V250H3ZM17 249V250H16ZM26 249H28V250H26ZM59 249V250H58ZM61 249H62V251H61ZM74 250V252L73 251H71V252H69L68 250ZM96 249V250H95ZM118 251H117V250ZM119 249H121V250H119ZM134 249H136L135 251H134ZM171 249V250H170ZM187 249V250H186ZM211 249V250H210ZM216 249V248H215ZM8 250V251H7ZM22 250V251H21ZM37 250V251H36ZM45 250V251H44ZM56 250V251H55ZM65 252H64V251ZM79 250H81L82 252H79V254H78V251ZM96 251V252H93V251ZM114 250H115V254H114ZM164 250V251H163ZM167 250V251H166ZM169 250V251H168ZM179 250V251H178ZM205 250V251H204ZM207 250H209L208 252H207ZM5 251V252H4ZM6 251H7V253H6ZM39 251V252H38ZM50 251V252H49ZM53 251H55V252H53ZM59 251V252H58ZM62 253H61V252ZM108 252L109 253V255L106 253V252ZM111 253H110V252ZM121 253H120V252ZM171 251V252H170ZM175 251H177V252H175ZM199 252V253H192V252ZM213 251V252H212ZM4 252V253H3ZM23 252V253H22ZM36 252V253H35ZM41 252H43V253H45V256H44V254H43V256H44V258H42L43 256H42V254L40 255V253ZM57 252V253H56ZM65 254H64V253ZM104 252V253H103ZM118 254H117V253ZM123 252V253H122ZM173 252V253H172ZM180 252V253H179ZM188 252V253H187ZM191 252V253H190ZM200 252H202V253H200ZM203 252H206V253H203ZM210 252V254H207V253H209ZM215 252V253H214ZM35 253V254H34ZM38 253V254H37ZM47 253V254H46ZM60 253V254H59ZM75 253V254H74ZM77 253V254H76ZM88 253V254H87ZM91 253H93V254H91ZM95 253V254H94ZM97 253V254H96ZM121 255H120V254ZM127 253V254H126ZM140 253H141V255H140ZM145 253H146V255H145ZM166 253V255H163V254H165ZM184 253V254H183ZM211 253H214V254H212L211 255ZM37 254V255H36ZM99 254H101V255H99ZM104 254H105V256H104ZM124 254V255H123ZM135 254V255H134ZM152 254V255H151ZM158 255V256H155V255ZM160 254H161V256L164 258H162V260H161V256H160ZM168 254V255H167ZM169 254L171 255V256H169ZM188 254V255H187ZM11 255H13V256H11ZM21 255V256H20ZM47 255V256H46ZM59 255V256H58ZM95 255V256H94ZM107 255V256H106ZM128 255V256H127ZM188 257H187V256ZM208 255V256H207ZM15 256H17V257H15ZM34 256V257H33ZM53 256H56V257H54L53 258ZM58 256V257H57ZM154 256V257H153ZM173 256V257H172ZM193 256V257H192ZM206 256H207V258L209 257V259H207L206 258ZM210 256H213V257H210ZM14 257V258H13ZM24 257V258H23ZM33 257V258H32ZM49 257V258H48ZM63 257V258H62ZM100 257H101V259H100ZM102 257H104V258H102ZM124 257V258H123ZM160 259H158V258ZM165 257H167L166 259L168 260H166L165 259ZM188 259H187V258ZM192 259H191V258ZM13 258V259H12ZM18 260H17V259ZM37 258V259H36ZM42 258V259H41ZM57 258V259H56ZM92 258H93V260H92ZM94 258H96V259H94ZM110 258V259H109ZM123 259V261H122V259ZM127 258H129L128 260H127ZM135 258V259H134ZM180 258H182V259H180ZM185 258V259H184ZM207 259V260H204V259ZM213 258V259H212ZM30 259V260H29ZM65 259V260H64ZM84 259V260H83ZM98 259H100V260H98ZM104 259V260H103ZM132 259V260H131ZM147 259V260H146ZM157 259V260H156ZM212 261H211V260ZM15 260V261H14ZM37 260V261H36ZM134 260V261H133ZM141 260V261H140ZM143 260V261H142ZM145 260V261H144ZM149 260V261H148ZM154 260V261H153ZM166 262H165V261ZM194 260H196V261H194ZM210 260V261H209ZM31 261V262H32ZM91 261H93V262H91ZM123 263H122V262ZM126 261V262H125ZM136 261V262H135ZM177 261H175L176 263L175 264H177V263H179V262H177ZM184 261H183V263H179V264H184ZM199 261V262H198ZM206 261V262H205ZM65 262V263H64ZM98 262V263H99ZM188 262V263H187ZM203 262H202V264H203ZM162 264V263H161ZM171 264H174V262L173 263H171ZM201 264V263H200Z\"/></svg>","mask_w":264,"mask_h":264}]
</instances>
